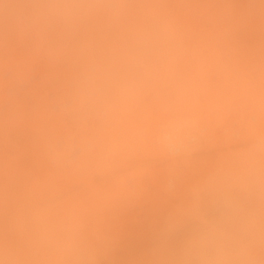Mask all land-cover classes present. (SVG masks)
I'll return each mask as SVG.
<instances>
[{
  "label": "bare ground",
  "instance_id": "obj_1",
  "mask_svg": "<svg viewBox=\"0 0 264 264\" xmlns=\"http://www.w3.org/2000/svg\"><path fill=\"white\" fill-rule=\"evenodd\" d=\"M6 1V0H5ZM8 2H9V0H7ZM33 2H34V0H32ZM31 1V2H32ZM49 1V0H48ZM55 1V0H54ZM61 1V0H60ZM71 1V0H70ZM73 2V4H74V0H72ZM94 1V0H93ZM93 1H92V3H93ZM112 1V0H111ZM114 1V0H113ZM134 1H136V0H134ZM139 1V0H138ZM147 1V0H146ZM151 1V0H150ZM153 1H155V0H153ZM169 1V0H168ZM182 1V0H181ZM194 2H192V6H190L188 9L189 10H186V12L188 13V14H185V15H187V16H185L184 15V12L182 13L180 10H181V8L179 7L180 5H182V3H179V1H178V3L177 4H179L178 6H175L174 4H170V5H173V6H175V8L176 9H178L180 12H178L176 9H174V8H170L169 7V9H171L170 11L173 13V9L174 10H176L177 11V13H176V15L175 16H173V18H174V20H175V17L176 18H178L177 16V14H179V13H181V14H183L184 16H182V15H180V16H182V17H180L183 21H182V23H181V26L177 23V25L180 27V29L179 28H177V32L176 31H174L175 32V35H174V32H173V34L171 33V35H170V32L169 31H171L168 27V25H171V22H172V20H171V18L169 19L171 22H169L168 23V21H165V23H168V24H165V25H162L161 26V24H164V20L162 21V20H160V18L159 19H157V21L159 20V21H162L161 22V24L160 23H158V22H155V21H153V22H155V23H157V24H154V23H151V24H153L154 25V27L152 26V25H149L150 23L148 22L149 20H148V18H150V17H148L149 16V14L147 15V17L148 18H146L145 17V19H147L148 21H146V22H144L143 20H142V15L140 16V18H141V20L139 21L138 19H139V17L137 16H135V15H137V14H141V13H137V14H134V11H133V13H132V15H130V16H128V18H127V16L126 15H128L129 14V12H128V14H126L125 15V11H124V14L122 15V17H123V19L125 18V20L126 21H124V20H122V18L120 19V20H122L121 22L119 21V22H114L115 21V19H113V18H110V19H112V21H111V23L112 22H114V23H116L114 26H113V24L114 23H112L111 25H110V19L108 18V16H107V18H105V19H108V20H106L105 21V23L106 22H108V23H106V28H107V30L111 33V31L112 32H114V31H116V29L113 31V27L115 28H117L119 25V27L117 28V33H115L114 32V34H116V35H114L113 33L112 34H110L109 32H107V30L106 31H104V29H105V27H104V25H102L103 27V33H101V32H99V31H96L95 30V33L92 31V30H94L93 28L91 29V31L93 32V34L96 36V33L97 32H99L98 34H100V36H101V34H102V37H101V40L99 39V35L97 34V36L98 37H92L93 36V34H91L90 35V33L88 32V35H86V33H85V35H86V37L85 38H83V39H78V40H80V41H73V40H71L70 42H68V41H66L67 39H71L72 37V34H73V38H75L74 37V34L76 35V33H74L75 31H76V29L78 28L77 27V25H78V22H77V25L75 26V25H73L72 26V23H71V26H72V28H74L75 29V31H73V33L70 35L69 33H68V31L67 32H63V30L61 31V32H63V34L62 35H65L66 33H68L70 36H67L68 34H66V37L65 36H63V37H65L66 38V42L64 41H62V42H60V44H56L55 43V46H53L52 44H50V42H49V44H50V46L51 47H49V44H48V46L47 45H45V46H47V47H49L50 49H46V50H44V51H47L46 53H48V55H49V58L50 57H52L51 59H54V60H56L57 61V59L58 60H63V63L65 62V61H67V57H69L70 58V60H71V62H73L72 61V59L75 61V60H77L78 59V61L79 62H81V61H84V62H86V65L88 66L87 68H90V66H92L93 65V67L96 69V72L95 73H97V72H103V70H105V68H104V66H103V64H104V61H102V59L104 60V58L105 59H107V60H105V64H108L109 63V65H112V67L113 66H115V67H117L118 66V69H120V72H122L123 71V74L122 75H124L125 74V76H123L124 78L123 79H125L124 81H123V83H125L126 81V84H128V82L131 80V81H133V79H128V78H125L126 77V75H128V76H131V78H132V76H134L133 74H135V72H140V73H137V74H140V75H142L143 73L144 74H146L147 73V75L146 76H148L149 74L148 73H151V72H153L154 70L155 71H157L156 73L157 74H161V76H160V79H161V84H163V83H166V81L167 80H169L170 82H169V85H167V83H168V81H167V83H166V85L167 86H172L171 88H174L175 86L177 87H175V90H176V92L178 93V91H177V89L179 88V89H181L182 91L183 90H187V91H184V93L185 94H183V92L181 93L180 91V93H178V95H177V93L176 92H168L167 91V93H172V94H168V96H167V93L165 94V92L163 91V90H165L164 88H165V86H164V88H163V90H160V91H162V93L160 92V91H157V92H154V96L151 94V93H149V92H147L146 91V88L144 89L148 94H150V95H146V96H144L145 95V93L143 94V96H141V98H139L138 96H140V94H139V91H137L139 88H142V87H137L138 89H136V87H133V86H130V87H123L124 85H123V83H121V85H122V88L123 89H121V86H118V89H119V91H117V94H115L116 95V97H117V99H119L120 98V96H122L123 94L122 93H124V88L125 89H130L132 92H130L131 93V96H132V93H133V91H135L134 93H133V95H134V97L132 96L131 98H130V96H129V101L131 102L132 100V98L134 99L133 100V102L135 101H137L136 102V105L137 104H139V106H140V104L141 103H143V104H145L146 106H144L143 104H141V106L143 105L144 107H138V108H140L138 111H140L141 112V110H144V111H146V108H147V110L148 111H150L151 112V110H153L154 108L156 109V107H158L159 106V108H157V110L158 111H161V108L162 107H165L164 106V104L166 105H168L169 103L170 104H172V105H174V106H177V107H174V106H172L173 107V109L175 110V112H177L176 114L177 115H172L171 114V117H169L170 115H167L166 117H164V121L163 120H161V119H163L162 117H161V115H160V112H159V115H160V124H162L163 125V127H161V125L159 126V130H158V127H156L155 126V128H157L156 130H158L159 131V133L160 134H158V137L160 138V142L162 143V145H163V147H160V149H161V151L160 152H164V151H166L167 153H168V151L170 152L171 151V153H172V151H173V153L174 152H177L178 150V153H180V151H181V153L183 154L184 153V155L185 156H187V157H189V154H193V152L194 153H196V150L198 151V148L200 149V147H198V148H196V150H193V147L195 148V146H197V142H202V141H204L206 144H210V142L206 139H204L203 140V137L204 138H208V137H213L214 138V140H217L216 138L218 137V139H220L221 141H222V139L221 138H223V139H225V135L226 134H224V133H226L225 131H224V129H218L219 127H217L216 126V124H219V126H220V128L222 127V124H221V122H222V120L224 121H231V120H233V119H235V120H233L232 121V123H234V125L233 126H235L236 124H239V128H238V126H237V128H236V130L238 129L239 131V133L238 134H240V137H242V138H244V139H250V138H252V140H254L256 137H257V139L255 140L256 141V143L257 144H253L252 145V143L254 142H252V141H249V143L251 142V145H249L248 147L247 146H245V148H239L238 150H237V152L235 151V150H233V151H235V152H231V153H233V155H231V156H233V157H228L227 158V160H223L222 158L223 157H227V155L226 156H221L220 157V159H221V161H220V159L219 158H214L213 157V159H212V156H210V158L212 159H210L209 157H208V155L206 156L207 157V159L205 160L204 158H206L205 157V154H204V158H202V159H199V162L197 163V162H194V159H193V161H192V159H190V160H188V158H186L184 155V157L185 158H183V159H187V161H186V163H185V165H186V171H188L187 169H189V171H188V174L189 173H191L190 172V170L192 169V168H194L195 169V171L196 170H198L199 172H198V174L201 172L202 173V171L203 172H205L204 174H206V176H203V175H201V173H200V175H199V178L197 177V179L196 180H194L195 178H196V176H194L193 174L195 173L194 171H192V176H194L193 177V180H192V176L191 177H189L190 179H189V181L188 180H186V179H181L180 178V180H182V181H180V180H178L179 179V177L180 176H182V174H184L183 173V171L184 170H182V173L180 174V176H178L177 174V177H178V179H177V177H174V176H172V178L174 179V178H176V182L174 181V185L176 184V189L178 190L179 188L180 189H183V188H188V190H190L191 189V187L193 186L192 184L194 183L195 184V182L197 181V183L195 184V185H199L200 184V182L201 181H203V180H201V178L203 179V177H204V181L205 180H207V178H208V174H209V170H208V173H206V171H207V169H209V167H211V169H212V166H209V167H207L208 165H209V163L211 164V162L213 161V166L214 167H216V165H217V168L219 167V165L218 164H220V162L223 164L225 161H226V166L225 165H223V167H222V165H221V167L222 168H229L228 167V164L230 165H232L233 166V164H235L233 167L235 168H233L234 169V171L235 172H233V169H231L232 170V172L234 173V175L233 174H230V173H232V172H230L229 174H224V175H222L221 174V172L222 171H224V169H220V170H218V172L217 173H219V174H221V176H222V179H225L226 177H230L231 175H233V180L234 181H232V178L230 179V181H231V183L230 184H232V182H234L235 184H236V182H239V184H244L245 182H247V185H248V182H249V187H246L245 189H246V191L248 192V189L247 188H250V191L248 192V195L250 196V193H251V190H252V194L254 193V189L252 188V187H255L256 185V189H258V190H260L259 188L261 187V190H260V192H259V194L257 195V194H254V197H250L249 198V196H248V198L247 197H245L243 200L244 201H242V203H241V200L239 201L238 199H237V195L235 196V197H233L232 199L234 200V198L237 200V202H233L232 204H231V200H227L228 202H230V206H228L227 208L228 209H224L225 211H223V214L220 216V217H222V218H219L220 220H219V224H221V225H219V224H216V222H215V224H213L214 226H217L215 229H213V226H211V224L210 223H208L209 225H207L206 223H205V225L203 226V227H200L199 229H196V226H195V228L193 227H191L190 228V230H188L187 229V232H185V234H180L181 236H178V237H175L176 239H173L172 237L169 239V236H168V238L165 236L164 237V233L162 232V234H163V236H161L162 234L161 233H159L161 230H160V228H162V227H164V226H166V225H168V227H166V228H168L169 229V224H170V221L173 219V218H171V216L170 215H168V214H166V210L165 209H167V208H164V210L166 211H163V210H161V208L163 209V207L161 206V203H160V200H159V203H160V206H161V208L158 210L159 212H160V210H161V213H158V211L154 214V212H152L151 213V215L148 213V215H150L148 218H146V219H144V223H142V221H141V223H139V224H137V222H136V224L134 223H129V220H128V214H125L124 216H123V212H119L120 213V215L118 214V216L117 215H115V216H111V217H106L105 215H102L101 216V214L99 215V214H92V213H89V212H84V211H82L79 207V205H78V200H79V191L80 190H78V193H77V191H75V189L73 190L72 189V187H74L75 186V184L77 183V181L75 182H73L74 184V186H72L71 188H69V186H71V182L70 181H72L71 180V178L73 177L71 174H66L65 172L64 173H62L63 171H58V173H57V170L55 171H52L54 168H52V170H51V167H50V169H49V171H48V167L46 166L45 167V165L44 164H42L41 163V161L44 163L45 162V159H43L44 157L45 158H47V157H49V155L50 156H52L51 158H49V159H51V160H55V162L56 161H58L60 158H61V154H63V151H65L64 150V148H59L60 150H58V148L57 149H55L54 150V152L52 153V154H50L49 153V155L48 154H46V153H44V151L43 152H41V151H39L40 149L39 148H33V146H36V145H38V144H40V143H42V141H41V138L40 137H38L44 130H42L43 128L45 129L46 128V126H44V125H46V124H44V122H47V120H49L51 117H53L54 115H53V111H55V110H53V111H51L52 113H50V114H52V115H48L49 114V110L47 109V108H45V107H42V106H39V104H38V106L39 107H41V109L40 110H38L39 109V107L38 108H36L37 109V112H35L36 110L34 109V111L33 110H30V111H32V113H34L33 114V117L32 116H29V115H32V113H30V111H27L28 109H31V108H29V106L28 107H26V108H28V109H26L25 110V117L27 116V114H29L27 117H29V124L31 123V122H33L34 121V115H40V117H38V119H37V115H36V119H35V123H33L34 125H32V123L30 124L31 125V127L32 126H34V127H36V130H39V131H37V135H35V136H32L33 134H34V132H33V134L31 135V137H29V139L28 140H25L24 141V143L26 142L27 144H28V146H27V144H25L27 147H29L30 148V151L32 150L31 149V147L30 146H32V148H33V150L36 152V155L34 156V155H32L33 153H29L30 155L27 157L26 156V158H28L27 159V161L28 162H30V160L32 161L31 163H33V165H35L36 164V167L35 166H33V167H35L36 169H34V171L32 172V171H30L29 172V170H27V169H24V167L22 168V167H20L21 165H19V163H18V165L19 166H17V165H13V161H12V164H10L9 165V167L8 168H5L4 167V169L2 170H0V264H264V141H263V139H264V77H262L263 79H260L261 78V74L264 72V67H262L261 66V68L263 69V72L261 73V70H260V75L258 74V73H256V74H258L257 76H259V79L260 80H258V82L257 81H255V82H257V83H255V84H252V83H245V84H241V82L239 81V80H237L236 82H232V80H231V78H230V80H231V83L233 84V86H232V90H228L227 88H224V86L222 85V82L224 83L225 81L224 80H226V75L227 74H225V72H224V74H225V79H223V74L221 75V78H222V82H221V78H219V81L217 80V82H216V80H215V84H214V86L215 87H212V90H210V92L209 91H207L208 93H206L205 94V92H203V91H205V90H208L207 88H210V87H207V81L209 80V76H208V80L206 79H204L205 78V76H204V78H202V79H204L201 83H203L204 81V84L206 85H203V84H201L200 82H198L199 83V85H198V83H196V87L195 88H197V89H200V87H201V89H202V91L200 92V90H197V89H195L196 91H197V93H196V91H195V93H192L191 91H193L194 92V90H193V88H194V86H192V83H193V77L195 78L196 77V75H197V73H199L200 74V76H203V73L205 72V70H204V68L207 66V64L209 63H207L206 62V58L208 57V56H211V54L212 53H215V51H217V52H220V53H224V51L222 52V50H220V51H218L219 49H220V47L218 48V50H217V45L218 44H221V43H219V41L220 40H222L221 39V37L223 36V33H224V31H227V33H230V34H237V32H238V30L240 29V30H242V27H243V25L245 24H248V25H251V24H249V23H253L254 21H255V24L253 25V26H260V27H257V29L259 30V28H260V30H261V27L262 28H264V9H262V7H261V10H263V12L262 13H259L258 14V17H257V14H256V12H261V11H259V8H260V0H259V3L256 1V2H253V1H251L252 3V6H257V4H259L256 8L257 9H255L256 10V12L254 13V11L252 12V13H254L253 15H255V16H253L252 14V16H250L251 17V19L253 20V18H255V20L253 21V22H251V20H250V22H248L249 20H247V21H245V23H243L244 21H242L243 19H245L243 16H241L242 14H241V12L243 11H245L244 9H242V6H240L241 8L240 9H242L241 10V12H239L236 16V18H238V17H243V19H239L238 18V20L240 21V23H238L237 24V28H238V30L235 28L236 27V24H235V22L237 21V20H232L234 17H231V15H230V17L232 18H230L231 20L229 21V19H223V17L220 15V13H224V10H225V7H226V5H225V3H223V2H225L224 0H222V2L220 1V0H218V1H220L219 3L217 2V0H216V4L218 5V6H220L221 7V9L219 10L218 9V6H216V4H214V3H209V2H212L213 0H208V4H206V1L207 0H193ZM230 1V0H229ZM235 1V0H234ZM233 0L230 2V3H235V4H233V5H238L241 1H237V2H234ZM244 1V0H243ZM261 1H264V0H261ZM12 2V1H11ZM27 2H29V0H27ZM27 2H25L26 4H27ZM39 2H41V1H39ZM63 2H64V0H63ZM118 2H119V0H118ZM142 2V1H141ZM156 2V1H155ZM154 2V3H155ZM169 2H171V1H169ZM173 2V1H172ZM176 2V1H175ZM184 2V1H183ZM38 3V2H37ZM49 3L51 4V2L49 1ZM52 3H54V2H52ZM91 3V2H90ZM90 3H88V5H90ZM132 3H133V1H132ZM223 3V4H222ZM227 3V2H226ZM229 3V2H228ZM236 3H238V4H236ZM243 3V2H242ZM247 3V2H246ZM249 3H250V1H249ZM255 3H257L256 5H254ZM262 3H264V2H261V4ZM20 5H21V3H19ZM31 4V3H30ZM48 4V3H47ZM50 4H48L49 6H51ZM56 4V3H55ZM85 4V3H84ZM119 4V3H118ZM139 5V4H137V2H135L134 3V6H136V5ZM148 4V3H147ZM176 4V3H175ZM183 4H186L185 2L183 3ZM188 4V3H187ZM185 5L186 7L185 8H187L188 7V5H190L191 4V2H190V4H188V5ZM205 4V5H204ZM214 4V5H213ZM221 4H222V6H221ZM251 4L250 5H248V4H246V5H248V7L250 6L252 9H253V7L251 6ZM23 5V4H22ZM21 5V6H22ZM39 5V4H38ZM37 5V6H38ZM41 5V4H40ZM43 5H45V4H43ZM43 5H41V6H43ZM57 5V4H56ZM93 5V4H92ZM98 5H99V3H98ZM149 5V4H148ZM154 5H156V7H157V5L158 4H154ZM170 5H168V6H170ZM207 5H209V7L207 6ZM212 5V6H211ZM232 5V6H233ZM243 6H245L244 5V3L242 4ZM10 6H12V4L10 5ZM20 6V7H21ZM28 6V5H27ZM40 6V7H41ZM55 6V5H54ZM91 6V5H90ZM121 5H119V7H120ZM130 6H132V5H130ZM145 6H147V5H145ZM172 6V7H173ZM214 6V7H213ZM229 6V5H228ZM231 6V7H232ZM1 7V6H0ZM48 7V6H47ZM46 7V8H47ZM68 7V6H67ZM67 7H66V9H67ZM71 7V6H70ZM82 7H83V4H82ZM89 7V6H88ZM97 7V6H96ZM150 7V6H149ZM153 8H155L154 6H152ZM177 7H179V8H177ZM182 7V6H181ZM211 7L213 8V9H211ZM219 7V8H220ZM235 6H233L232 8H231V10H229V11H233L232 9H234V10H236L235 8H234ZM247 7V6H246ZM6 8V7H5ZM25 8V7H24ZM36 8V7H35ZM34 8V9H35ZM44 8V7H43ZM53 8V7H52ZM58 8H61V9H63L61 6H59ZM58 8H55V9H58ZM65 8V7H64ZM81 8V7H80ZM100 8H104V7H100ZM133 8V7H132ZM136 8H137V6H136ZM153 8L152 9H150L151 11L153 10ZM230 8V7H229ZM236 8H237V6H236ZM255 8V7H254ZM40 9V8H39ZM54 9V10H55ZM69 9V8H68ZM91 9V7H89V9L87 10V11H89ZM122 9V8H121ZM139 9V8H138ZM141 9H142V7H141ZM157 9V8H156ZM161 9H163V8H161ZM165 9V8H164ZM167 9H168V7H167ZM222 9H224L223 11H221ZM246 9H248V8H246ZM250 9V8H249ZM4 10V9H3ZM50 11V9H47V11ZM69 10H71V9H69ZM73 10V9H72ZM75 10H77V9H75ZM92 10H93V8H92ZM91 10V11H92ZM97 10V9H96ZM99 10V9H98ZM98 10H97V12H98ZM107 10V9H106ZM109 10V9H108ZM118 10V9H117ZM133 10V9H132ZM135 10H137V9H135ZM148 10V9H147ZM160 10V9H159ZM183 10H185L184 9V7H183ZM251 10V9H250ZM17 11V10H16ZM23 11H24V9H23ZM38 11H41V10H38ZM43 11H45L44 9L42 10V12ZM53 10L51 9V11L50 12H52ZM61 11V10H60ZM68 11V10H67ZM79 11V10H78ZM78 11L76 12V14H78ZM80 11H81V9H80ZM80 11H79V13H80ZM82 11H85V10H82ZM87 11H85V13L87 12ZM90 11V12H91ZM94 11V10H93ZM103 11V10H102ZM104 11H105V9H104ZM103 11V12H104ZM110 11H111V9H110ZM110 11H108V12H110ZM142 11V10H141ZM157 10H155V12H156ZM163 11V10H162ZM161 11V12H162ZM165 11V10H164ZM204 11L205 12H207V14H205L204 13ZM238 11H239V5H238ZM247 11V10H246ZM252 11V10H251ZM53 12H55V11H53ZM63 12H65V10H63ZM90 12H87L88 14L90 13ZM102 12V13H103ZM118 11H116V13H117ZM120 12H121V10H120ZM147 12V11H146ZM148 12H150L149 10H148ZM185 12V13H186ZM228 12V11H227ZM226 12V13H227ZM236 13H237V11H235ZM242 12V13H243ZM1 13H3V11L1 10ZM23 13V12H22ZM41 13V12H40ZM39 13V14H40ZM58 14H59V12H57ZM66 13V12H65ZM74 13H75V11H74ZM82 13V12H81ZM95 13V12H94ZM94 13H92V15H95ZM119 13V12H118ZM123 13V12H122ZM144 13V12H143ZM142 13V14H143ZM153 13V12H152ZM151 13V14H152ZM157 13V12H156ZM171 13V14H172ZM251 13V12H250ZM7 14V16H8V13H6ZM18 14V13H17ZM38 14V15H39ZM49 14V13H48ZM73 13H71L70 15H72ZM107 14V13H106ZM112 14H113V10H112ZM111 14V15H112ZM120 14V13H119ZM145 14V13H144ZM159 14H160V12H159ZM161 14H164V13H161ZM166 14V13H165ZM173 14H175V11H174V13ZM172 14V15H173ZM196 14H198V15H203V17L205 16V20H203V22L202 23H200V20L197 22V20H196V18L198 17ZM231 14H233V12L231 13ZM239 14H241V15H239ZM244 14H245V12H244ZM243 14V15H244ZM20 15V14H19ZM38 15H37V18H38ZM50 15V14H49ZM56 15V17H58L57 16V14H55ZM75 15V14H74ZM98 15V14H97ZM111 15H109L110 17H111ZM114 15V14H113ZM112 15V16H113ZM115 15H117L118 16V14H115ZM121 15V14H120ZM157 15V14H156ZM166 15H168V14H166ZM171 15V16H172ZM228 15V14H227ZM233 15H235V14H233ZM2 16V15H1ZM5 16V15H4ZM47 16V15H46ZM45 16V17H46ZM53 16H54V14H53ZM53 16H52V14H51V17L53 18ZM62 16H64V15H62ZM65 16H66V14H65ZM105 16V15H104ZM125 16V17H124ZM132 16H135L136 18H135V20H134V17L132 18ZM144 16V15H143ZM153 16H155V14H153ZM197 16V17H196ZM43 17V16H42ZM44 17V18H45ZM49 17L50 16H48V19H49ZM99 17V16H98ZM98 17L96 18L97 20L96 21H99L98 20ZM103 17V16H102ZM106 17V16H105ZM120 17V16H119ZM130 17V18H129ZM156 17V16H155ZM157 17H159V16H157ZM156 17V18H157ZM169 17H170V14H169ZM196 17V18H195ZM249 17V16H248ZM249 17V18H250ZM9 18H11V17H9ZM39 18H40V15H39ZM59 18H62V17H60L59 16ZM67 18V17H66ZM93 18H95V17H93ZM114 18H116V16L114 17ZM118 18V17H117ZM155 18V19H156ZM165 18V17H164ZM167 18V17H166ZM179 18V19H180ZM201 18V16L198 18V19H200ZM249 18H246V19H249ZM5 19H6V17H5ZM47 19V20H48ZM58 19V18H57ZM64 19V18H63ZM92 19V18H91ZM102 19V18H101ZM136 19L139 21V22H141V21H143V22H141V24L140 23H138V21H136ZM161 19H163V18H161ZM179 19L178 20H175L176 22L178 21L179 22ZM202 19V18H201ZM235 19V18H234ZM245 19V20H246ZM22 20V19H21ZM26 20V19H25ZM39 20V19H38ZM37 19H36V21H38ZM41 20H42V18H41ZM47 20L45 21V23H48L47 22ZM52 20V19H51ZM56 20V19H55ZM60 19H58V21H59ZM62 20V19H61ZM67 20V19H66ZM114 20V21H113ZM154 20V19H153ZM19 21V20H18ZM40 21V20H39ZM50 21V20H49ZM53 21H54V19H53ZM53 21H51V23L52 24H54L53 23ZM90 21H92L93 22V20H90ZM96 21H94V22H96ZM116 21H118V19L116 20ZM124 21V22H123ZM242 21V22H241ZM3 22H4V20H3ZM20 22H23V21H20ZM63 22H65V21H63ZM72 22H75V21H72ZM83 22H84V20H83ZM89 22V21H88ZM88 22H87V20H86V22H84V24L85 23H87L86 25L88 26L89 24H88ZM152 22V21H151ZM181 22V21H180ZM238 22V21H237ZM9 23V22H8ZM7 23V24H8ZM25 23H26V21H25ZM37 23H41V22H36L35 24L37 25ZM44 23V22H43ZM42 23V24H43ZM44 23V24H45ZM50 23V22H49ZM58 23V22H57ZM61 23V26H62V22H60ZM101 23H102V21L100 22V24H99V26L101 27ZM103 23H104V20H103ZM102 23V24H103ZM120 23V24H119ZM142 23L145 25V26H142ZM146 23V24H145ZM11 24V23H10ZM9 24V25H10ZM21 24H23L24 25V23H21ZM33 24V23H32ZM31 24V25H32ZM34 24V25H35ZM56 24V23H55ZM66 24V23H65ZM67 24H68V22H67ZM66 24V25H67ZM74 24V23H73ZM80 24V23H79ZM82 25H83V23H81ZM90 24H91V22H90ZM94 24V23H93ZM97 24V25H98ZM117 24H118V26H117ZM160 24V26H156V25H159ZM175 24V26H176V23H174ZM5 25V24H4ZM14 25V24H13ZM22 25V26H23ZM28 25V24H27ZM34 25L32 26V27H34ZM41 25V24H40ZM49 24H47V26H48ZM58 25H59V23H58ZM82 25H80L81 26V28H82ZM92 25V24H91ZM90 25V26H91ZM96 25V24H95ZM95 25H92V27L93 26H95ZM96 25V26H97ZM108 25V26H107ZM146 25L147 26H150L151 28L149 29V27H146ZM173 25V24H172ZM171 25V26H172ZM244 25V27L246 28V26ZM42 26V25H41ZM50 26V25H49ZM48 26V27H49ZM52 26H55V25H52ZM52 26L50 27V28H52ZM69 26V25H68ZM68 26H66V28L68 29ZM70 26V27H71ZM80 26H79V29H80ZM110 26H112V28L110 27ZM164 26H166L167 28H162V27H164ZM174 26V27H175ZM177 26V27H178ZM242 26V27H241ZM12 27V26H11ZM15 27V26H14ZM13 27V28H14ZM31 27V26H30ZM44 27H46V25H44ZM43 26H42V28H44ZM48 27H46V30H47V28ZM57 27V26H56ZM62 27H64L65 28V26L63 25ZM76 27V28H75ZM84 28L86 27V26H83ZM108 27H109V29H108ZM156 27H157V29H156ZM233 27V30H231V28ZM241 27V28H240ZM256 27H254L255 29H256ZM36 28H37V26H36ZM40 28V27H39ZM49 28V29H50ZM63 28V29H64ZM71 28V29H72ZM84 28H82V29H80L79 30V32H87V31H85L84 30ZM154 29V31H153V29ZM173 28V27H172ZM176 28V27H175ZM247 28H249V27H247ZM250 28H251V26H250ZM11 29V28H10ZM60 29V26H59V28H58V30ZM88 29H90L89 27H88ZM87 29V30H88ZM120 29V30H119ZM157 31H156V30ZM167 29H169L167 32H165ZM174 29V28H173ZM234 29H236L235 30V32H234ZM253 30V29H251V31L253 30L254 31V33H252V34H255V35H252L251 36V34H249L250 32H246V33H248L249 35H250V37L252 38V39H250L249 37V39H250V44L248 45V42H246L245 41V39L246 38H244V36L242 37V38H239V40H237L238 39V37H240V36H238L237 38H235L234 36H236V35H230L229 36V34H227L226 33V36H225V38L223 39V40H225V41H223L224 43L227 41L228 42V46L230 45V47H228V51H229V54H230V52H231V55H232V57H231V59H230V61L232 60V58L233 59H239V57L241 56L242 57V55H245L246 57H247V55H251L250 53H253L252 51H253V49L255 50V48L256 47H258V49H259V52H260V54L262 53V56L259 54V56L260 57H263L264 58V34L263 35H261L260 34V32H262V31H258V30ZM31 30V29H30ZM39 30V29H38ZM38 30H36V32L38 31ZM44 30V29H43ZM54 30H55V28H54ZM57 30V31H58ZM69 30V29H68ZM82 30V31H81ZM97 30H98V28H97ZM101 30V29H100ZM118 30H119V36H118ZM179 30V31H178ZM228 30H230V31H228ZM243 30H245L246 31V29H244L243 28ZM4 31V30H3ZM10 31V30H9ZM13 31H15V29L14 30H12V32ZM17 31V30H16ZM22 31V30H21ZM21 31H18V32H20V33H22ZM29 31V30H28ZM53 31V30H52ZM60 31V30H59ZM64 31H65V29H64ZM89 31V30H88ZM232 31V32H231ZM245 31L243 32L244 33V35H245ZM249 31H250V29H249ZM11 32V31H10ZM11 32V33H12ZM32 32V31H31ZM36 32H34V34L36 33ZM41 32V31H40ZM44 33H45V30L43 31ZM46 32H48V30L46 31ZM54 32H56V31H54ZM78 32V33H79ZM153 32H158V33H156V36H155V33H153ZM256 32V33H255ZM259 32V33H258ZM8 33V32H7ZM6 33V34H7ZM26 33V32H25ZM29 33V32H28ZM28 33H26V35L28 34ZM42 33V32H41ZM49 33H53V32H50L49 31ZM60 33V32H59ZM105 33V34H104ZM160 33V34H159ZM165 33H167V34H165ZM169 33V34H168ZM259 35H258V34ZM0 34H1V32H0ZM9 34V33H8ZM13 35L14 34H17L16 32L14 33H12ZM33 34V33H32ZM39 34V33H38ZM37 34V35H38ZM46 34V33H45ZM45 34H44V36H45ZM54 35H52V36H56L55 35V33H53ZM107 34H108V40H112L113 38H114V41H108V43H107ZM160 35V37H158L157 35ZM161 34H165V35H167V38L165 37V35H163V38H162V36H161ZM248 34H247V36H248ZM257 34V35H256ZM10 35V34H9ZM30 35V34H29ZM36 35V36H37ZM40 35V34H39ZM42 35V34H41ZM41 35L40 36H38V38L39 37H41ZM49 34H47L46 36H48ZM60 35H61V33H60ZM62 35L60 36V37H62ZM80 35V34H79ZM78 35V36H79ZM105 35V36H104ZM112 36V38H110L109 36ZM169 35V36H168ZM172 35H173V38H174V40H173V42H172V39L173 38H170V37H172ZM238 35V34H237ZM25 36V35H24ZM58 36H59V34H58ZM91 36V37H90ZM104 36V37H103ZM116 36H117V38H116ZM154 36L155 37H157L156 39L154 38ZM177 37V39H176V37ZM232 36V37H231ZM242 36V35H241ZM253 36H255V38L253 37ZM257 36V37H256ZM11 37V36H10ZM19 37V36H18ZM26 37V36H25ZM29 37V36H28ZM30 37H32V36H30ZM51 37V36H50ZM71 37V38H70ZM79 37H82V35L81 36H79ZM106 37V38H105ZM120 37V38H119ZM231 37V38H230ZM235 38L236 39V41H235V39L233 40L232 38ZM16 38V37H15ZM42 38L44 39H41V40H43L44 42H40L39 40L40 39H38V42L39 43H35V41H36V38H32V39H35V41H33V43H35V44H37V45H39L40 43V47L41 48H43L44 49V47H43V44L42 43H45V37H43L42 36ZM47 38V37H46ZM58 38V37H57ZM102 38H103V40L104 39H106V40H104L106 43H104L103 42V40H102ZM116 38V39H115ZM163 39V42H162V40L161 39ZM164 38L166 39V41L164 40ZM8 39V38H7ZM48 40H49V38H47ZM46 39V40H47ZM59 39V38H58ZM118 39V40H117ZM158 39H159V41H158ZM169 39V40H168ZM171 39V40H170ZM12 40V39H11ZM15 40V39H14ZM24 40V39H23ZM75 40V39H74ZM115 40H117V41H115ZM154 40H155V42H154ZM233 40V41H232ZM28 42L30 41V40H27ZM26 41V42H27ZM56 40L54 39V42H55ZM72 41L74 42V43H72ZM100 41H101V43H100ZM168 41H170V42H168ZM175 41V42H174ZM31 42V41H30ZM51 42H53V41H51ZM102 42H103V45H102ZM110 42H113L112 44H110ZM114 42H116L118 45H115L114 44ZM172 42V43H171ZM7 43V42H6ZM8 43H11V42H9L8 41ZM68 43H70V44H68ZM152 43H154L153 45H152ZM157 43V44H156ZM160 43V44H159ZM167 43H170V44H167ZM224 43H223V45H224ZM159 44V45H158ZM5 45V44H4ZM11 45V44H10ZM26 45V44H25ZM29 45V44H28ZM30 45H32V44H30ZM57 45V46H56ZM114 45V46H113ZM161 45V46H160ZM168 45V46H167ZM173 45V46H172ZM227 45V44H226ZM225 45V46H226ZM2 46V45H1ZM153 46H155V48L153 47ZM158 46V47H157ZM175 46V47H174ZM219 46V45H218ZM221 46V45H220ZM225 46H223V47H225ZM249 46V48L247 49V47ZM28 47V46H27ZM26 47V48H27ZM30 47V46H29ZM32 47L34 48L35 46H33L32 45ZM53 47V48H52ZM157 47V48H156ZM227 47H225V48H227ZM9 48V47H8ZM7 48V49H8ZM31 48V47H30ZM30 48H28L29 50V53L28 54H30V55H33V54H36L35 52H37L38 53V48L39 47H36L37 48V50H36V48L35 49H32V52H30ZM224 48V49H225ZM232 48V49H231ZM7 49H5V50H7ZM23 49H25V48H23ZM42 49V50H43ZM258 49H257V51H258ZM12 50V49H11ZM27 50V49H26ZM226 50V49H225ZM3 51V50H2ZM25 51V50H24ZM28 51H25V53L26 52H28ZM44 51H41V50H39V53L41 52H43V54H44ZM228 51L226 52V53H228ZM9 52H11V51H9ZM23 52V51H22ZM34 52V53H33ZM33 53V54H32ZM258 54V52H255V56ZM4 54H5V52H4ZM23 55H24V53H22ZM42 54V55H43ZM247 54V55H246ZM6 55H8V53L6 54ZM38 55H40V54H38ZM104 55H106V56H104ZM177 55H178V57H177ZM179 55H181L182 57H179ZM214 56L216 55V54H213ZM218 55V54H217ZM221 56H222V54H220ZM14 56H15V54H14ZM25 56H28V55H25ZM25 56H24V59H25ZM33 56H36V55H33ZM32 56V57H33ZM45 56V55H44ZM46 56H47V54H46ZM103 56H104V58H103ZM176 56V59L178 58V60L176 61L175 60V58H173V57H175ZM213 56V57H214ZM219 56V55H218ZM218 56H216V57H218ZM220 56V57H221ZM225 57L227 56V55H224ZM230 56V55H229ZM244 56V57H245ZM253 56V55H252ZM6 57V56H5ZM9 57V56H8ZM30 57V56H29ZM48 57V56H47ZM46 57V58H47ZM61 57H64V59L63 58H61ZM65 57H66V59H65ZM146 57V59H144V61H143V58H145ZM147 57H155L157 60H156V62H157V67H158V65L160 64V63H162V61H163V63H162V65H160V67H158V69L157 68H155L154 69V67H156V65L154 64H152V62H151V60H149L150 61V63H149V61H145V60H148L147 59ZM159 57H161V58H159L160 59V63L158 62L159 61V59L158 58ZM202 57V58H201ZM238 57V58H237ZM241 57H240V59H241ZM244 57H242V58H244ZM2 57H0V59H1ZM12 58V57H11ZM23 58V57H22ZM28 58V57H27ZM40 58H41V55H40ZM42 58H44V57H42ZM59 58H61V59H59ZM110 58V62H109V59ZM181 58H183V59H181ZM187 58V59H186ZM199 58H201V60H199ZM209 58V57H208ZM211 58L212 57H210L209 59L211 60ZM222 58V57H221ZM220 58V59H221ZM6 59V58H5ZM10 59V58H9ZM188 60V61H186V63H185V60ZM195 59H197V60H195ZM202 59H204L203 61H202ZM206 59V60H205ZM208 59V60H209ZM218 60H220L219 59V57L217 58ZM217 59H215L214 61H217ZM240 59L238 60V61H240ZM250 59H251V57H250ZM12 60V59H11ZM28 60H30V59H28ZM33 60V59H32ZM42 60V59H41ZM44 60H45V58H44ZM65 60V61H64ZM81 60V61H80ZM154 60V59H153ZM172 60H175V61H172ZM184 60V61H183ZM209 60V61H210ZM242 60V59H241ZM244 60V59H243ZM256 60H258V59H256ZM264 60V59H263ZM3 60L1 59V62H2ZM14 61V60H13ZM21 61L23 62V60L21 59ZM21 61H19L18 62V60H17V62H18V64L21 62ZM49 61V60H48ZM52 61V60H51ZM107 61H108V63H107ZM138 61H140V62H138ZM142 61V62H141ZM179 61V62H178ZM181 61V62H180ZM194 61V62H193ZM196 61V62H195ZM221 61V60H220ZM219 61V62H220ZM225 61V60H224ZM259 61V60H258ZM262 61V60H261ZM6 62V61H5ZM5 62H4V66H5ZM16 62V63H17ZM21 62V65H23V66H19V65H17L15 68H16V71H14V67L12 66V69H13V71L14 72H16L17 74L18 73H20V72H22V71H24V70H26V68H27V66L29 65H24L25 64V61L22 63ZM41 62V61H40ZM47 62V61H46ZM62 62V61H61ZM60 61L57 63V64H59V63H61ZM68 62V61H67ZM84 62H82V64L84 63ZM103 62V63H102ZM155 61H154V63H156ZM169 62H170V66L171 67H169ZM172 62H173V65H172ZM177 62V63H176ZM183 62V63H182ZM188 62H189V64H188ZM199 62H201V63H199ZM203 62L205 63V64H203ZM234 62H236V61H234ZM241 62V61H240ZM244 62H245V60H244ZM244 62L242 63V64H244ZM256 62V61H255ZM255 62H253V63H255ZM263 62V61H262ZM10 63L12 64V65H14L13 64V62L12 61H10ZM27 63V62H26ZM29 63V62H28ZM39 63V62H38ZM38 63H36V64H38ZM44 63V62H43ZM66 63V62H65ZM110 63H112V64H110ZM177 64V65H174V64ZM179 63V64H178ZM191 63V64H190ZM199 63V64H198ZM212 63H214V65H217L216 64V62H212ZM221 63H222V61H221ZM223 63H230V62H223ZM232 63V62H231ZM237 63V62H236ZM247 62H245V65H246V67H247V64H246ZM8 64V66H9V69L11 68L10 67V65H9V62L7 63ZM34 64V63H33ZM68 64V63H67ZM66 64V65H67ZM76 64V63H75ZM82 64H80V66L82 67L83 65ZM115 64V65H114ZM200 64L202 65V66H200ZM235 64V63H234ZM256 64V65H255ZM254 65L255 66H260L259 64H257V63H255ZM2 65V64H1ZM31 65V64H30ZM44 65V64H43ZM62 65V64H61ZM69 65V64H68ZM85 65V66H86ZM117 65V66H116ZM182 65H183V67H182ZM188 65V66H187ZM192 65V67H190ZM211 65H213V64H210V66ZM213 65V66H214ZM218 65H219V63H218ZM218 65H217V67H218ZM253 65V64H252ZM252 65H250V66H252ZM25 66V67H24ZM33 66V65H32ZM31 66V67H32ZM36 66V65H35ZM49 66V65H48ZM56 66V65H55ZM60 66V65H59ZM77 66V65H76ZM120 66V67H119ZM153 66V67H152ZM172 66L175 68H172ZM177 66H178V68H177ZM198 66V67H197ZM205 66V67H204ZM209 66V65H208ZM213 66L212 67H209V70L210 69H212L213 68ZM237 66H240V63H238V65L236 64V69H237ZM242 66V65H241ZM240 66V67H241ZM263 66H264V64H263ZM17 67H19L18 69H17ZM21 67H22V69H21ZM44 67V66H43ZM52 67V66H51ZM62 67V66H61ZM112 67H110L109 66V70L112 68ZM114 67V68H115ZM181 67L183 68L182 70H181ZM187 67V68H186ZM195 67V68H194ZM216 67V68H217ZM222 66H220V68H221ZM249 67V66H248ZM60 68V67H59ZM86 67H83V69H85ZM93 68V69H94ZM170 68V69H169ZM171 68H172V70H171ZM185 68H186V70H185ZM192 68H194V69H196L197 71H199V72H197V73H193V71L191 70ZM199 68H200V70H199ZM215 68V69H216ZM235 68V67H234ZM252 68H253V66H252ZM2 68L0 67V71L2 72V70H4V69H2ZM20 69H21V71H20ZM37 69V68H36ZM53 69H55V68H53ZM73 69V68H72ZM82 69V68H81ZM90 69H92V68H90ZM161 69V70H160ZM169 69V70H168ZM178 69H180V70H178ZM188 69H190L191 71H192V73L193 74H195L194 76H192V74H191V72H190V76H189V74H187L186 72L188 71V73H189V71L190 70H188ZM203 69V70H202ZM208 69V68H207ZM214 69V70H215ZM218 69H219V67H218ZM217 69V71H219ZM221 69H223V68H221ZM220 69V72L219 73H221V72H223L222 70ZM240 68H238V70H239ZM247 69V68H246ZM28 70H30V69H28ZM50 70V69H49ZM76 70H77V68H76ZM108 70V71H109ZM159 70L160 71H162V72H159ZM170 70H171V72H170ZM223 70H225V69H223ZM227 70H230V69H227ZM232 70H234V69H232ZM238 70H236V71H238ZM257 70H259L258 68H257ZM17 71H19V72H17ZM39 71H40V69H39ZM46 71V70H45ZM44 71V72H45ZM47 71H48V69H47ZM56 71V70H55ZM63 73H67V72H69L70 70H69V68L68 69H66L65 68V70L63 69V70H61ZM87 71V70H86ZM85 71V72H86ZM89 71V70H88ZM113 71V70H112ZM163 71H166V72H163ZM173 71L175 72L174 74H173ZM180 71H182L181 72V75L182 76H184L183 78L185 79V75L187 74V76H189L192 80H191V82H190V80H188L191 84H188V83H186L187 84V86L185 87V88H183L182 89V86H180L181 85V83H182V81H184V79H182V80H179V78L181 77L182 78V76H180V73H178V72H180ZM186 71V72H185ZM202 71V72H201ZM213 71V70H212ZM216 71V72H217ZM242 71H243V67H242ZM241 71V72H242ZM245 71V70H244ZM243 71V72H244ZM253 71V70H252ZM255 71V70H254ZM84 72V73H85ZM89 72H91V71H89ZM101 72H100V74H101ZM186 74H185V73ZM227 72V71H226ZM240 72V71H239ZM240 72V73H241ZM245 72H247V71H245ZM10 73V72H9ZM30 73V72H29ZM36 73V72H35ZM42 73H43V71H42ZM49 73V72H48ZM63 73H62V75H63ZM82 73V72H81ZM93 72H91V74H92ZM105 73V72H104ZM168 74V76H170L169 78H167L168 76H167V74ZM213 73H214V71H213ZM232 73H234L233 71L231 72V74ZM238 73V72H237ZM250 75L251 74H253V73H251V70H250ZM2 74H3V72H2ZM12 74V73H11ZM21 74V73H20ZM23 74V73H22ZM27 74V73H26ZM40 74V73H39ZM45 74H47L46 72H45ZM53 74V73H52ZM74 74V73H73ZM79 74V73H78ZM77 74V75H78ZM100 74H99V76H100ZM118 74V73H117ZM151 74H154V73H151ZM185 74V75H184ZM209 74H210V72H209ZM212 74V73H211ZM216 74H218V72L216 73ZM215 74V75H216ZM228 74H229V71H228ZM248 73H246V75H247ZM14 76H15V74H13ZM61 75V74H60ZM64 75H66V74H64ZM63 75V76H64ZM67 75H68V73H67ZM66 75V78L68 77ZM75 75V74H74ZM73 75V76H74ZM81 75V74H80ZM87 75H89V73H87ZM105 75V74H104ZM164 77H163V76ZM208 75V74H207ZM237 75V74H236ZM245 75V76H246ZM263 75V74H262ZM1 76V75H0ZM11 76V75H10ZM21 76V75H20ZM48 76H49V74H48ZM51 76V75H50ZM49 76V77H50ZM63 76H61V77H63ZM70 76V75H69ZM71 76H72V74H71ZM95 76V75H94ZM109 76V75H108ZM127 76V77H128ZM136 77H137V75H135ZM134 76V77H135ZM146 76H144V77H146ZM152 76V75H151ZM154 76V75H153ZM157 76V75H156ZM155 76V77H156ZM175 76H176V79H175ZM180 76V77H179ZM192 76V77H191ZM198 76V75H197ZM213 76V74L211 75V77ZM219 76V75H218ZM229 76V75H228ZM231 76V75H230ZM19 77V76H18ZM23 77V76H22ZM26 77V76H25ZM36 77V76H35ZM34 77V78H35ZM48 77V78H49ZM52 77V76H51ZM75 77V76H74ZM78 77V76H77ZM80 77V76H79ZM88 77V76H87ZM111 77V76H110ZM110 77H108V78H110ZM121 77V76H120ZM140 77V76H139ZM142 77H143V75H142ZM154 77V79H156ZM177 77H179V78H177ZM232 77V76H231ZM234 77H235V74H234ZM233 77V78H234ZM240 77V76H239ZM239 77H235L236 79H238ZM244 77V76H243ZM247 77V76H246ZM12 78V77H11ZM17 78V77H16ZM21 78V77H20ZM33 78V77H32ZM43 78V77H42ZM113 78V77H112ZM118 78V77H117ZM116 78V79H117ZM159 78V77H158ZM158 78H157V81H158ZM165 78V79H164ZM228 78V77H227ZM0 79H2V78H0ZM8 79V78H7ZM24 79V78H23ZM40 79H41V77H40ZM44 79H45V75H44ZM47 79V78H46ZM45 79V81H47ZM52 79V78H51ZM56 79V78H55ZM54 79V80H55ZM74 80L72 81V82H74L76 79L75 78H73ZM90 79V78H89ZM96 79V78H95ZM119 79V78H118ZM129 81H128V80ZM145 79V78H144ZM167 79V80H166ZM172 79V80H171ZM187 79H189L188 77H187ZM187 79H185V81H187ZM199 79V78H198ZM212 78H210V80H211ZM216 79V78H215ZM217 79H218V77H217ZM249 79V78H248ZM248 79H244L245 81L246 80H248ZM253 79H254V76H253ZM29 79H27V81H28ZM34 80V79H33ZM43 80V79H42ZM42 80H40L39 82H41ZM63 80V79H62ZM79 80V79H78ZM82 80H83V78H82ZM82 80H81V83H82ZM105 80V79H104ZM114 80V79H113ZM122 80V79H121ZM120 79L119 80H117V81H115V83H117L118 81H120V82H122ZM135 80V79H134ZM137 80V79H136ZM139 80H143L142 78L141 79H139ZM177 80V83L175 82V81ZM234 80V79H233ZM257 80V79H256ZM0 81H2V80H0ZM6 81V80H5ZM19 81H20V79H19ZM30 81V80H29ZM59 81V80H58ZM58 81H56V82H58ZM65 81H69V79H66ZM80 81V80H79ZM100 81V80H99ZM106 81V80H105ZM109 81V80H108ZM107 81V82H108ZM112 81V80H111ZM175 83H174V82ZM180 81V82H179ZM195 81H197V80H195ZM194 81V82H195ZM199 81H201V79L199 80ZM212 81H214V77H213V79H212ZM240 83H239V82ZM249 81V80H248ZM252 81V80H251ZM250 81V82H251ZM11 82V81H10ZM16 82V81H15ZM21 82V81H20ZM19 82V83H20ZM33 82H35V81H33ZM33 82H32V84H33ZM48 82V81H47ZM64 82V81H63ZM62 82V83H63ZM71 82V81H70ZM78 82V81H77ZM76 82V83H77ZM86 82H88V81H86ZM112 82H114V81H112ZM155 82V86H156V88L158 87V85L156 84V80L154 81ZM30 83V82H29ZM49 83H50V81H49ZM52 83V82H51ZM50 83V84H51ZM75 83V82H74ZM90 83H92V82H90ZM95 83V82H94ZM104 83V82H103ZM109 83H111V82H109ZM131 83V82H130ZM130 83H129V85H130ZM158 83V82H157ZM171 83V84H170ZM180 83V84H179ZM207 83V84H206ZM226 83H228V81L226 82ZM13 84H14V82H13ZM25 84V83H24ZM28 84V83H27ZM37 84H38V82H37ZM37 84H35V85H37ZM73 84V83H72ZM102 84V83H101ZM107 84V83H106ZM113 84V83H112ZM179 85V87H178V85ZM184 85H185V83H183ZM202 86H201V85ZM230 84V83H229ZM10 85V84H9ZM12 85V84H11ZM30 85V84H29ZM28 85V86H29ZM40 85V84H39ZM42 85V84H41ZM45 86H46V83L44 84ZM59 85H61L60 83H59ZM67 85V84H66ZM75 85V84H74ZM108 85H110V84H108ZM163 85H165V84H163ZM162 85V86H163ZM190 87H189V86ZM212 85V84H211ZM220 85H221V89H223V93L221 92V91H219L220 90ZM7 86V85H6ZM18 86V85H17ZM20 86V85H19ZM33 86H34V84H33ZM48 86V85H47ZM55 86V85H54ZM67 86H69V84L67 85ZM67 86H65V87H67ZM73 86V85H72ZM77 86V85H76ZM105 86H107V85H105ZM111 86V85H110ZM125 86H128V85H125ZM162 86H160V87H162ZM174 86V87H173ZM200 86V87H199ZM218 88H217V87ZM8 87V86H7ZM23 87V86H22ZM31 86H29V87H27L28 89L30 88ZM49 87H50V85H49ZM49 87H47V88H49ZM59 87V86H58ZM62 87V86H61ZM71 87V86H70ZM70 87H69V89H70ZM75 87V86H74ZM85 87V86H84ZM87 87V86H86ZM92 87H93V85H92ZM143 87H145V86H143ZM154 87V86H153ZM193 87V88H192ZM207 87V88H206ZM6 88V87H5ZM21 88V87H20ZM38 88H39V86H38ZM60 88V87H59ZM116 88V87H115ZM155 88V90L154 91H156L157 89ZM166 88H168V87H166ZM187 88V89H186ZM191 88V89H190ZM205 88V89H204ZM213 88L215 89V90H213ZM11 89H13V88H11ZM33 89V88H32ZM34 89H35V87H34ZM33 89V90H34ZM63 89V88H62ZM91 89V88H90ZM117 89V90H118ZM133 89V90H132ZM143 89V88H142ZM189 89H190V91H189ZM226 89V90H225ZM19 90V89H18ZM40 90H41V86H40ZM43 90H44V88H43ZM66 90V89H65ZM72 90V89H71ZM76 90V89H75ZM82 90V89H81ZM109 90V89H108ZM120 90H122V92H120ZM151 90V89H150ZM149 89H148V91H150ZM159 90V89H158ZM168 90V89H167ZM171 90V89H170ZM169 90V91H170ZM173 90V89H172ZM21 91V90H20ZM27 91V90H26ZM39 91V90H38ZM58 91V90H57ZM66 91H68V90H66ZM80 91V90H79ZM94 91V90H93ZM126 91V90H125ZM189 91V92H188ZM228 91V92H227ZM39 92H41V91H39ZM43 92V91H42ZM55 92V91H54ZM63 92V91H62ZM77 92V91H76ZM115 92V91H114ZM138 92V95H136L135 93H137ZM141 92V91H140ZM151 92H153V91H151ZM164 92V93H163ZM203 92V93H202ZM221 92V93H220ZM21 93H22V91H21ZM24 93V92H23ZM37 93V95L39 94L38 92H36ZM67 93V92H66ZM66 93L64 94V93H62V95L64 94V95H66ZM69 93H70V91H69ZM69 93H68V95H69ZM75 93V92H74ZM79 93V92H78ZM110 93V92H109ZM119 93V94H118ZM128 93V91L127 92H125L124 94L126 95V97L124 96V98H127V96L128 95H130L129 93ZM157 93V94H156ZM159 93V94H158ZM175 93V94H174ZM200 93V94H199ZM27 94H29V92L27 93ZM42 94V93H41ZM101 94V93H100ZM113 94V95H114ZM120 94H122V95H120ZM185 96L186 94V96H185V98L187 97V99H186V102H188V103H184V102H182V100H183V95ZM193 94L195 95V96H193ZM197 94H198V96H197ZM202 94V95H201ZM222 94V95H221ZM228 94V95H227ZM64 95H63V97H64ZM68 95H66V96H68ZM77 95V94H76ZM160 95H163V96H160ZM165 95H166V97H165ZM172 95H174V96H172ZM181 95V96H180ZM224 95V96H223ZM14 96H15V94H14ZM18 96V95H17ZM26 96V95H25ZM31 96V95H30ZM71 96V95H70ZM99 95H97V97H98ZM109 96H110V94H109ZM148 96V97H147ZM202 96V97H201ZM227 96V97H226ZM236 96H239V100H237V101H235L234 100V98L236 99ZM240 96L241 97H243V98H240ZM19 97H21V96H19ZM24 97V96H23ZM32 97V96H31ZM100 97H106L105 95L104 96H100ZM146 97V98H145ZM150 97V98H149ZM165 97V98H164ZM167 97H169V100H168V98ZM191 98V100H190V98ZM195 97V98H194ZM196 97L198 98V99H196ZM200 97V98H199ZM222 97H224V98H222ZM40 98V97H39ZM72 98V97H71ZM107 99H108V101H109V98H108V96L106 97ZM104 99L103 98V100H104V103H105V100H107V99ZM114 98V97H113ZM122 98L123 97H121L118 101H115V103H117V105H118V107L121 105H123L120 109H119V111H121L120 113H119V111H118V113L115 115V116H118V117H115L114 116V112H109V114L110 115H108V116H111V115H113L114 117H112V119H114V122H113V120H110L111 122H109V125H111L112 123V125H116V128H118V127H120L121 125H122V127L120 128V129H118V131H120L119 133H118V131H117V129L114 127V126H112V127H114L115 129H116V131H114L113 132V130L111 131L112 132V135H111V132H108V135H110V136H112L113 138H115V137H117V139L116 140H118V136L119 137H123V136H125L126 134L128 135H130V132L132 133V129L134 130V127L136 126V125H138L139 126V122L138 123H136L137 122V120H139L140 118H141V116L140 115H142L143 116V118L145 117V118H147L148 116H149V118H150V116L152 117V116H154L155 114H157V110H156V112H155V109H154V111L152 112V114L153 115H150V114H146V113H149V112H138V113H136L137 111H135V113L136 114H138V115H136L134 112V116H135V118H134V116H133V113L131 112L132 110H130V112L129 111H127L126 109H125V106L126 107H128L127 105H129L130 104V102H128V99H124V101H123V104H122ZM143 98H145V100L143 99ZM147 98H148V100H147ZM171 98V99H170ZM182 98V100L180 101V99ZM192 98H194V99H196L195 101L194 100H192ZM16 99V98H15ZM25 99V98H24ZM43 99V101L40 99V101H42V103L44 102V100H45V98H42ZM47 99V98H46ZM60 99V98H59ZM111 99V98H110ZM138 99H141V100H144V102L143 101H141V100H138ZM160 99V100H159ZM162 99H165V100H167L168 102H166L165 100H164V102H162ZM227 99H228V101H227ZM17 100H19V98H17ZM48 100V99H47ZM73 100H75L74 98H73ZM101 101H102V99H100ZM112 100V99H111ZM147 100V101H146ZM158 100V101H157ZM188 100V101H187ZM189 100H190V102H189ZM242 100H244L243 102H242ZM28 101V100H27ZM56 101H59V100H57L56 99ZM63 101V100H62ZM125 101H127V102H125ZM157 101V102H156ZM161 101V102H160ZM183 101H185V99L183 100ZM238 101H240V102H238ZM15 102V101H14ZM23 102V101H22ZM25 102V101H24ZM31 102V101H30ZM48 103H49V101H47ZM109 102H111V101H109ZM118 102H120V103H118ZM146 102V103H145ZM225 102H226V104H225ZM235 102V103H234ZM26 103V102H25ZM25 103L23 104H19L20 105V107L22 108V106H23V110L25 109ZM29 103V102H28ZM28 103H27V105H28ZM36 103V102H35ZM46 103V102H45ZM103 103V102H102ZM112 103V102H111ZM114 103V102H113ZM114 103V104H115ZM129 103V104H128ZM132 103V102H131ZM155 103V104H154ZM162 103H164L163 105H161V107H160V104H162ZM185 104V106L183 107V105ZM238 103V104H237ZM33 104V103H32ZM50 104V103H49ZM71 104H73V103H71ZM75 104H76V102H75ZM133 104V103H132ZM157 104H158V106H157ZM223 105V107H222V105ZM235 106H234V105ZM18 104H17V106H19ZM22 105V106H21ZM31 105V104H30ZM107 105V104H106ZM105 105V106H106ZM112 104H109L108 103V106L110 107ZM131 105V104H130ZM129 105V107H133L132 105L130 106ZM167 105H166V107H167ZM216 105V107L217 108H219V110L221 109V111H218L217 113H215L213 110V106H215ZM220 105V106H219ZM228 105H231V108H232V111L229 113V112H227L228 111V109H226L227 108V106ZM238 105V106H237ZM14 106V105H13ZM12 106V107H13ZM34 106H36V105H34ZM65 106H67V105H64V107ZM77 106V105H76ZM138 106V105H137ZM155 106V107H154ZM187 106H191V108L192 109H190L189 111H186L185 110V108L187 107ZM225 106V107H224ZM63 107V108H64ZM72 107H73V105H72ZM109 107H106V108H109ZM113 107V106H112ZM115 107H116V104H115ZM129 107H128V109H129ZM169 107V106H168ZM182 108L179 112L178 111H176L177 109H179V108ZM238 108L237 109V111H236V109L235 108ZM15 108H18V107H16L15 106ZM33 108V107H32ZM44 108H45V110H44ZM49 108H51V107H49ZM122 108H124L126 111H124V113H123V109ZM135 108V107H134ZM145 108V109H144ZM176 108V109H175ZM216 108V109H217ZM242 108V109H241ZM244 108V109H243ZM11 109V108H10ZM13 109V108H12ZM11 109V110H12ZM19 109V108H18ZM71 109V108H70ZM77 109V108H76ZM110 110H111V108H109ZM118 109V108H117ZM122 109V110H121ZM186 109H188V107L186 108ZM7 110H9V109H7ZM16 110V109H15ZM21 109H19V110H17V112H19ZM46 110H47V112H48V116L46 115ZM59 110V109H58ZM57 110V111H58ZM64 110V109H63ZM66 110H67V108H66ZM72 110V109H71ZM102 110V109H101ZM114 110V109H113ZM112 110V111H113ZM135 110H137V109H135ZM172 110V109H171ZM227 110V111H226ZM40 111V112H39ZM105 111V110H104ZM107 112H108V109L106 110ZM173 111V110H172ZM14 112V111H13ZM23 112V111H22ZM21 112V119L23 120L25 117H23L22 116V113ZM62 112V111H61ZM61 112H60V115H61ZM107 112H105V114L107 113ZM125 112H126V114H125ZM162 112H163V110H162ZM20 113V112H19ZM59 113V112H58ZM65 113V112H64ZM128 113V114H127ZM129 113L131 114V115H129ZM145 113V114H144ZM164 113V112H163ZM169 113V112H168ZM66 114V113H65ZM68 114V113H67ZM108 114V113H107ZM123 114H125V115H123ZM174 114V113H173ZM3 115V114H2ZM2 115H1V117H2ZM5 115V114H4ZM56 115V114H55ZM126 115H128V116H126ZM158 115V114H157ZM230 115H231V117L233 118V119H231L230 118ZM49 116H50V118H49ZM57 116V115H56ZM66 116V115H65ZM131 116H133V117H131ZM137 116H139L140 118H138ZM164 116H165V114H164ZM236 116V117H235ZM5 117V116H4ZM13 117H15L16 118V116H13ZM18 117V116H17ZM20 117V116H19ZM64 117V116H63ZM129 117V118H128ZM131 117V118H130ZM227 117V119L229 118L230 120H226L225 118ZM235 117V118H234ZM31 118V119H30ZM33 118V119H32ZM54 119H55V117H53ZM66 118V117H65ZM133 118V119H132ZM142 118V119H143ZM154 118H156V116H154ZM2 119H4V118H1L0 120H2ZM20 119V118H19ZM43 119H44V121H43ZM54 119H52V120H54ZM57 119V118H56ZM61 119V118H60ZM118 119V120H117ZM36 120H39L38 121V123L40 124V120L42 121L41 123H42V126H41V124H40V126L41 127H38V123L36 122ZM51 120V121H52ZM116 120V121H115ZM135 120V121H134ZM159 120V119H158ZM3 121V120H2ZM105 121H107L106 119H105ZM104 121V122H105ZM118 121V122H117ZM140 121V120H139ZM152 121V120H151ZM151 121H150V123H151ZM163 121V122H162ZM221 121V122H220ZM1 122V121H0ZM17 122H20V121H17ZM134 124H136L135 126H133V123ZM149 122V121H148ZM202 122H204V124L205 125H207L208 124V127L207 126H205V130L204 129H200V128H202V124H200V123H202ZM218 122H220V123H218ZM235 122H238V123H236L235 124ZM4 123L6 124V120H4ZM4 123H2L1 122V124L0 125H2V126H4ZM7 123H8V120H7ZM11 125H13V123H11V121L9 122ZM21 123H23L22 121H21ZM94 123V122H93ZM111 123V124H110ZM120 123V126L118 125ZM142 123V122H141ZM146 123V122H145ZM144 123V124H145ZM154 123V122H153ZM164 123V124H163ZM17 124V123H16ZM26 124V123H25ZM47 124H48V126H50L49 124H51V122L49 121V123L47 122ZM108 124V123H107ZM107 124H105V126L107 125ZM143 124V125H144ZM149 123H147V125H148ZM8 125V124H7ZM11 125H8L7 126V128L8 127H11ZM22 125V124H21ZM37 125V126H36ZM92 125V124H91ZM91 125H90V128H91ZM94 125V124H93ZM109 125H108V127H109ZM151 125H153V124H151ZM154 125H157V123L156 124H154ZM228 122H227V125H226V127H228ZM26 126V125H25ZM104 126V127H105ZM148 126H150V124L148 125ZM196 126H197V128H196ZM204 126V125H203ZM225 126V125H224ZM20 127V126H19ZM24 127V126H23ZM28 128H30L29 126H27ZM52 127H53V125H52ZM55 127V126H54ZM53 127V128H54ZM89 127V126H88ZM98 127V126H97ZM96 127V128H97ZM112 127H111V129H112ZM142 127H144V126H142ZM208 129H210L209 131L207 130V128ZM217 127V128H216ZM12 128V127H11ZM11 128H9V129H11ZM25 128V127H24ZM38 128V129H37ZM50 128V127H49ZM57 128V127H56ZM70 128V127H69ZM72 128V127H71ZM93 128V127H92ZM95 128V130L94 131H96L97 129ZM101 128V127H100ZM99 128V129H100ZM107 128V127H106ZM105 128V129H106ZM155 128H154V130H155ZM160 128H161V131H160ZM199 128V129H198ZM0 129H1V132H3V131H6V133H8L7 132V130H9V129H7L6 130V128L4 129V130H2L3 128H1V126H0ZM19 130H20V132L21 131H23L24 132V130H21L22 129V127H21V129L20 128H18ZM26 129V128H25ZM48 129V128H47ZM73 129V128H72ZM140 129H141V127H140ZM150 129V128H149ZM163 129V130H162ZM228 129V128H227ZM226 129V130H227ZM16 130V129H15ZM19 130H17L18 132H19ZM29 130V129H28ZM32 130V129H31ZM41 130V131H40ZM51 130H52V128H51ZM65 130H67L68 131V129H65ZM70 130V129H69ZM88 130H90V129H88ZM87 130V131H88ZM104 130V129H103ZM106 130H108V129H106ZM136 130H138V129H136ZM143 130V129H142ZM148 130V129H147ZM199 130H200V132H202L201 134H200V132H199ZM204 130V131H203ZM206 130H207V133H206ZM221 130V131H220ZM223 130V131H222ZM236 130H235V132H236ZM9 131H11V130H9ZM26 132H27V130H25ZM30 131V130H29ZM28 131V132H29ZM35 131V130H34ZM55 131V130H54ZM73 131V130H72ZM99 131V130H98ZM97 131V132H98ZM102 131V130H101ZM101 131H99V132H101ZM198 131V132H197ZM219 131H220V133H219ZM14 132V131H13ZM39 132H41V133H39ZM52 133H53V131H51ZM58 132V131H57ZM60 132V131H59ZM104 132V131H103ZM146 132V131H145ZM144 132V133H145ZM157 132V131H156ZM228 132H230V131H228ZM14 133H16V132H14ZM69 133V132H68ZM67 133V135H69ZM92 133V132H91ZM90 133V134H91ZM102 133V132H101ZM116 133H118L117 134V136L115 135ZM134 133V132H133ZM132 133V134H133ZM136 133V132H135ZM139 133L140 132H138V135H139ZM203 133H204V135H203ZM2 134V133H1ZM9 134V133H8ZM12 134V133H11ZM20 134H22V132L21 133H19L18 135H19V137H23L24 135L22 134V136H20ZM43 134H45V132L43 133ZM42 134V136H44ZM47 134H49V132L47 133ZM55 134V133H54ZM71 134V133H70ZM89 134V135H90ZM94 134V133H93ZM98 134V133H97ZM119 134H122V135H119ZM131 134V135H132ZM147 134V133H146ZM219 134L221 135V136H219ZM227 134H229V135H232L231 133H227ZM237 134V135H238ZM5 135H7V134H5ZM4 134H2L1 136H4V137H6V139L5 140H7V136H5ZM15 135H17V134H15ZM26 135L27 134H25V137H26ZM52 135V134H51ZM62 135V137H63V134H61ZM105 135H107V133L105 132ZM145 135V134H144ZM199 135H202L201 136V138H202V140H201V138L199 137ZM223 135H224V137H223ZM12 136V135H11ZM48 136V135H47ZM59 136V135H58ZM72 136V135H71ZM102 136V135H101ZM104 136V135H103ZM115 136V137H114ZM139 136H141V135H139ZM143 136V135H142ZM227 136V135H226ZM239 136V135H238ZM4 137H2V138H4ZM19 137H17V138H19ZM68 137V136H67ZM66 137V138H67ZM85 137V136H84ZM93 137V136H92ZM109 137V136H108ZM127 137H129V136H127ZM134 137V136H133ZM148 137H150V136H148ZM148 137H146V138H148ZM195 137H197L198 139H199V141L197 140V138H195ZM211 137L209 138L210 140H211ZM221 137V138H220ZM231 137H233V136H231ZM262 137V139H260ZM12 138V137H11ZM44 138H46V137H44ZM48 138V137H47ZM50 139L49 140H51V138H52V136L51 137H49ZM78 138V137H77ZM86 138V137H85ZM125 138V137H124ZM123 138V139H124ZM136 138V137H135ZM138 138V137H137ZM254 138V139H253ZM23 139V138H22ZM59 140H60V138H58ZM63 139H65V138H63ZM76 139V138H75ZM87 139V138H86ZM89 139V138H88ZM109 139V138H108ZM112 139V138H111ZM140 139V138H139ZM154 139H156V140H158L159 141V139H157L156 137L154 138ZM193 139H196V140H193ZM231 139V138H230ZM236 139V138H235ZM235 139L233 138V140L235 141ZM260 139V142H258L257 140H259ZM95 140V139H94ZM114 140V142L113 141H111V143L113 142L114 144H116L115 142V139H113ZM120 140V139H119ZM127 140H129V139H127ZM213 139H212V142L214 141ZM262 140V141H261ZM58 141V140H57ZM73 141V140H72ZM83 141V140H82ZM123 141V140H122ZM140 141V140H139ZM143 141V140H142ZM141 141V142H142ZM194 141V142H193ZM196 141V142H195ZM209 142V143H207V142ZM219 140H217V142H218ZM226 141V140H225ZM224 140H223V142H225ZM240 141V140H239ZM239 141H237V142H239ZM18 142H20V139L18 140ZM22 142V141H21ZM40 142V143H39ZM51 142V141H50ZM55 142V141H54ZM69 142H70V140H69ZM80 142H81V140H80ZM85 141H83V143H84ZM88 142V141H87ZM127 142V141H126ZM135 142V141H134ZM133 142V143H134ZM137 142V141H136ZM211 142V143H212ZM216 142V141H215ZM215 142H214V144H215ZM232 142V141H231ZM23 143V142H22ZM22 143H20L21 145V147H18V144H16V146L18 147V151L20 150H22V146H23V144ZM65 143H66V141H65ZM65 143H63V144H65ZM77 144H78V142H76ZM108 143H109V140H108ZM119 143V142H118ZM124 143H125V141H124ZM130 143H131V141H130ZM144 143V142H143ZM76 144V145H77ZM140 144V143H139ZM229 144V143H228ZM227 144V145H228ZM42 145V144H41ZM62 145V144H61ZM66 145H67V143H66ZM70 145V144H69ZM69 145H68V147H69ZM73 145V144H72ZM92 145H94V143L92 144ZM107 145V144H106ZM120 145V144H119ZM122 145V144H121ZM120 145V146H121ZM125 145V144H124ZM143 145V144H142ZM218 145H220V144H218ZM225 145V144H224ZM233 145V144H232ZM237 145H238V143H237ZM248 145V144H247ZM3 145H1V147H2ZM85 146V145H84ZM91 146V145H90ZM108 146V145H107ZM127 145H125V147H126ZM129 146V145H128ZM135 146H136V144H135ZM135 146H134V148H135ZM210 146V145H209ZM226 146V145H225ZM234 146V145H233ZM239 146V145H238ZM16 147V148H17ZM25 147V146H24ZM24 147H23V150H24ZM44 147V146H43ZM51 147V146H50ZM55 147H57V144H56V146ZM92 148H93V146H91ZM95 147H96V145H95ZM151 146H149V148H150ZM156 147V146H155ZM158 147V146H157ZM212 147V146H211ZM222 147V146H221ZM240 147V146H239ZM4 148V147H3ZM21 148V149H20ZM26 148V147H25ZM52 148V147H51ZM66 148V147H65ZM73 148H75V147H73ZM72 148V149H73ZM88 148H90V147H88ZM105 148H106V146H105ZM114 148V147H113ZM121 148H123L124 149V146H122ZM133 147H131L130 149H132ZM134 148H133V151H135L134 150ZM154 148V147H153ZM162 148H163V150H162ZM225 148V151H227L228 149H226V147H224ZM229 148V147H228ZM234 148V147H233ZM1 149V148H0ZM5 149V151H6V147L4 148ZM3 149V150H4ZM46 149H49V148H46ZM52 149H54V148H52ZM61 149H63V151L61 150ZM77 149V148H76ZM98 149V148H97ZM115 149V148H114ZM128 149V148H127ZM236 149V148H235ZM3 150H2V152H3ZM26 150H29V149H26ZM44 150H45V147H44ZM51 150V149H50ZM66 150H67V148H66ZM92 150V149H91ZM107 150V149H106ZM129 150V149H128ZM127 150V151H128ZM204 150V149H203ZM210 150V149H209ZM46 151V150H45ZM74 151V150H73ZM88 151V150H87ZM93 151V150H92ZM94 151H95V149H94ZM107 151H109V150H107ZM116 151V150H115ZM120 151H122L121 149H120ZM131 151V150H130ZM129 151V152H130ZM192 151V152H191ZM205 151V150H204ZM208 151V150H207ZM219 151V150H218ZM223 151H224V149H223ZM230 151H231V149H230ZM40 152V153H39ZM69 152V151H68ZM67 152V153H68ZM82 152V151H81ZM90 152V151H89ZM96 152V151H95ZM119 151H117V153H118ZM124 152H126V150H124ZM201 152V150H199V153ZM64 153H66V152H64ZM123 153V152H122ZM122 153H120V154H122ZM210 153V152H209ZM222 153V152H221ZM226 153V152H225ZM235 153H236V156H235ZM2 154V153H1ZM18 154V153H17ZM22 154V153H21ZM25 154V153H24ZM44 154H45V156H44ZM94 154V153H93ZM109 154V153H108ZM164 154H166V153H164ZM198 154V153H197ZM212 154H213V152H212ZM27 155V154H26ZM33 157H32V156ZM89 156H90V154H88ZM87 155V156H88ZM200 156L202 155V154H199ZM21 156V155H20ZM25 156V155H24ZM23 156V157H24ZM47 156V157H46ZM63 156H64V154H63ZM88 156V157H89ZM91 156H92V153H91ZM173 156H175L176 157V155L174 154ZM1 157H3V156H1ZM17 157V156H16ZM19 157V156H18ZM175 157H172V158H175ZM177 157H178V154H177ZM177 157H176V159H177ZM198 157V156H197ZM203 157V156H202ZM8 158V157H7ZM9 158H10V156H9ZM25 158V157H24ZM63 159H64V157H62ZM66 158H69V157H66ZM209 158V159H208ZM1 159V158H0ZM72 159H74V157L72 158ZM71 159V160H72ZM204 159V160H203ZM217 159V164L215 163V160ZM231 159H234L233 161L231 160ZM2 160V159H1ZM9 161H10V159H8ZM22 160V159H21ZM21 160L19 161L20 162V164H22L21 163ZM44 160V161H43ZM46 160H48V159H46ZM62 160V159H61ZM65 160V159H64ZM70 160V161H71ZM75 160V159H74ZM81 161H83V158L82 159H80ZM89 160H91V159H89ZM92 160H93V157H92ZM92 160H91V162H92ZM174 161H176L175 159H173ZM178 161H179V159H177ZM202 160V161H201ZM209 160H211L209 163H208V165H206V164H203V165H205V166H203L202 165V162H204V163H207ZM219 160V161H218ZM229 160H231L230 161V163L228 162ZM8 161V162H9ZM17 161V160H16ZM27 161H24L23 160V163L24 162H26L27 163ZM195 161H196V159H195ZM201 161V162H200ZM0 162H2V161H0ZM7 162V163H8ZM11 162V161H10ZM9 162V163H10ZM49 162V161H48ZM47 162V163H48ZM51 162V161H50ZM63 162H65V161H63ZM78 162H79V159H78ZM85 162V161H84ZM179 162H181V161H179ZM228 162V163H227ZM233 162V163H232ZM4 163V162H3ZM7 163H5V165L7 164ZM26 163H24V164H26ZM54 163V162H53ZM57 163V162H56ZM80 163V162H79ZM171 163V162H170ZM214 163L216 164V165H214ZM24 164H22V165H24ZM28 164H30V163H28ZM55 164V163H54ZM60 164H62V161H61V163ZM60 164H56V165H60ZM75 164H76V162H75ZM89 164H90V162H89ZM173 164V163H172ZM172 164H170L171 166H172ZM178 164V163H177ZM197 164H201V165H197ZM225 164V163H224ZM2 164H0V166H1ZM48 165V164H47ZM51 165V164H50ZM55 165V166H56ZM65 165V164H64ZM63 165V166H64ZM72 165V164H71ZM79 164H77V166H78ZM90 165H92V163L90 164ZM94 165V164H93ZM92 165V166H93ZM169 165V164H168ZM4 166V165H3ZM25 166V165H24ZM30 166V165H29ZM91 166V167H92ZM179 166V165H178ZM200 166H203V168H201ZM33 167H31L32 169H33ZM43 167L45 168V169H43ZM57 167V166H56ZM66 167V166H65ZM84 167H87V166H84ZM167 167V166H166ZM165 167V168H166ZM204 167H206V168H204ZM221 167H219V168H221ZM28 168V167H27ZM30 168V167H29ZM30 168V169H31ZM64 168V167H63ZM68 168V167H67ZM67 168H66V170H67ZM79 168H81V167H79ZM184 168V167H183ZM191 168V169H190ZM216 168V169H217ZM218 168V169H219ZM226 168V169H227ZM174 169V168H173ZM204 169H206V171H204ZM216 169H215V171H216ZM39 171L40 173H41V175L39 174V173H37L36 171ZM62 170V169H61ZM166 170H167V168H166ZM179 170V169H178ZM213 171H214V169H212ZM71 171V170H70ZM171 172L173 171V170H170ZM212 171V172H213ZM52 172H54L55 174H57V175H55L54 173H52ZM66 172H68V171H66ZM76 172H77V170H76ZM181 172V171H180ZM185 172V171H184ZM226 172V171H225ZM45 173H48V175L46 174L45 175ZM51 173V174H50ZM69 173V172H68ZM73 173H74V171H73ZM168 173V172H167ZM223 173V172H222ZM36 174H38V175H40V177L39 176H36ZM43 174H44V176H43ZM65 174L67 175V178H65L66 180H70L69 182H68V184H70V185H68V184H66V183H64L65 185H67L68 186V189H67V193L69 194V192L70 191H75L74 193H73V191H72V193L71 194H69V195H67L66 194V192L64 191V190H66V189H64V190H62L61 188L62 187H65V186H62L61 187V185H62V183L65 181V179L63 178V177H65ZM173 174H174V172H173ZM203 174V173H202ZM214 174H215V172H214ZM51 175V176H50ZM63 177H62V176ZM78 175V174H77ZM166 175V174H165ZM175 175V176H176ZM191 175V174H190ZM227 175H229V176H227ZM201 176H203V177H201ZM216 176H218V175H216ZM220 176V175H219ZM220 176V177H221ZM223 176H224V178H223ZM61 177L63 178V179H61ZM68 177H71V178H69L68 179ZM201 177V178H200ZM205 177H206V179H205ZM220 177H218V179L220 178ZM44 178V179H43ZM210 178H212V175L210 176ZM217 178V177H216ZM249 180H248V179ZM56 179V180H55ZM62 180V183L61 184H58V185H60L59 187H61V188H59L60 189V191L62 192V194L59 192L58 193V196L56 195V193H55V191H57L56 190V188L58 187H56V184L57 183H60L61 182V180ZM198 179H200L199 181H198ZM213 179H215V177H213ZM212 179V180H213ZM218 179H217V181H218ZM221 179V180H222ZM252 179H253V181H252ZM53 180H55V181H53ZM57 180H59V182L57 181ZM64 180V181H63ZM162 180V179H161ZM164 180H166V178H164ZM163 180V181H164ZM192 180V181H191ZM208 180H209V178H208ZM220 179H219V181H221ZM248 180V181H247ZM188 181V182H187ZM210 181V180H209ZM214 181V180H213ZM218 181V182H219ZM51 182V183H50ZM66 182V181H65ZM160 182V181H159ZM169 182V181H168ZM171 182H173V181H171ZM223 182V181H222ZM252 182H254V184L252 183ZM258 182V184L260 185H258V184H256ZM45 183V184H44ZM47 183V184H46ZM51 184V186L53 185V184H55V185H53L52 187H55V188H52L51 187V189H48V188H45V189H47V191L46 190H44V189H42L43 188V185L45 186V185H47L49 188H50V185L49 184ZM53 183V184H52ZM165 183V182H164ZM167 183V182H166ZM205 182H203L202 184H204ZM216 183V182H215ZM163 184V183H162ZM211 184V183H210ZM213 184V183H212ZM220 184V183H219ZM227 184V183H226ZM235 184H234V187H237L236 189V192L237 191H240V190H242L243 188H239V184L238 185H236L235 186ZM160 185V184H159ZM164 185H166V184H164ZM164 185H162V187L164 186ZM194 185V186H195ZM201 185V184H200ZM199 185V186H200ZM206 185V184H205ZM207 185H209V184H207ZM217 186H218V184H216ZM216 185H213V186H216ZM229 185V184H228ZM67 186L65 187V188H67ZM161 186V185H160ZM170 186V185H169ZM226 186V185H225ZM224 186V187H225ZM233 186V185H232ZM243 186H245V184L243 185ZM250 186H252V187H250ZM259 186V187H258ZM46 187V186H45ZM157 187V186H156ZM161 187V188H162ZM183 187V188H182ZM196 187V186H195ZM207 188H209V186H206ZM211 187V186H210ZM219 187V186H218ZM223 187V188H224ZM240 187H242V186H240ZM165 188H167V186L165 187L164 186V189ZM174 189H175V187H173ZM190 188V189H189ZM196 188H198V186L196 187ZM202 188V187H201ZM214 188V187H213ZM240 190H239V189ZM160 189V188H159ZM203 189V188H202ZM210 189V188H209ZM226 189V188H225ZM234 188L232 187V191L234 192L235 190H233ZM44 190V191H43ZM48 190H50V193L52 194V193H54L56 196H57V199H58V197H59V195H61L62 197H60V199H58L57 201L55 200L54 202H56V203H53L50 199H55V197L53 198V195H52V197H51V194L49 195V194H44V192H46V193H49L48 192ZM51 190H52V192H51ZM55 190V191H54ZM165 190H168L169 191V189H165ZM201 189H199L198 191H200ZM207 190V189H206ZM222 190V189H221ZM176 191V190H175ZM183 191V190H182ZM203 191V190H202ZM223 191V190H222ZM230 191V190H229ZM160 193V192H159ZM162 194H163V192H161ZM160 193V194H161ZM165 193V192H164ZM173 193V192H172ZM177 193V192H176ZM178 193H179V191H178ZM195 193H197V191H195ZM223 193H225V191L223 192ZM230 193H232V192H230ZM238 193V192H237ZM243 193V194H242ZM242 193H240L239 192V194L238 195H241V196H243L244 195V193H245V190L244 191H242ZM46 196V197H43L44 195ZM160 194H159V196H160ZM205 194V193H204ZM235 194V193H234ZM66 195V196H65ZM198 195V194H197ZM225 195H226V193H225ZM228 195H230V194H228ZM256 195V196H255ZM47 196H48V198H47ZM51 198H50V197ZM65 196V197H64ZM168 196V195H167ZM169 196H170V194H169ZM220 196V195H219ZM232 196H233V194H232ZM226 197H227V195H226ZM43 198H45L46 200H44ZM196 198V197H195ZM194 198V199H195ZM201 198V197H200ZM203 198V197H202ZM222 198V197H221ZM224 198H225V196H224ZM227 198H229V197H227ZM231 198V197H230ZM239 198V197H238ZM240 198H243V197H240ZM239 198V199H240ZM219 199H220V197H219ZM44 200V201H43ZM50 202H49V201ZM220 200H223V199H220ZM225 200V199H224ZM45 201H46V203H45ZM181 201H183V200H181ZM195 201V200H194ZM226 201V202H227ZM49 202V203H48ZM188 202V201H187ZM193 202V201H192ZM53 203V204H52ZM194 203V202H193ZM195 203H197V202H195ZM221 203H223V202H221ZM235 203V204H234ZM237 203V204H236ZM163 204H164V202H163ZM180 204V203H179ZM188 204H191V203H188ZM224 204V203H223ZM223 204H221V205H223ZM225 204H227V203H225ZM224 204V205H225ZM180 205H182V204H180ZM195 205V204H194ZM197 205H198V203H197ZM220 205V206H221ZM224 205L223 206H221V208H222V210H223V207H224ZM226 206V205H225ZM184 207V206H183ZM193 206H191V208H192ZM199 207V206H198ZM187 208V207H186ZM188 209H190L189 207H188ZM197 209V208H196ZM220 209V208H219ZM150 211H152V210H150ZM154 211V210H153ZM162 211H163V213H162ZM181 211V210H180ZM179 211V212H180ZM217 212H218V209L216 210ZM181 212H183V211H181ZM190 212V211H189ZM122 213V214H121ZM192 213V212H191ZM160 214H162V215H160ZM164 214V215H163ZM187 214H188V212H187ZM197 214V213H196ZM220 214V213H219ZM122 215V216H121ZM167 215V216H166ZM179 215V214H178ZM182 214H180V216H181ZM200 215V214H199ZM127 216V217H126ZM130 216V215H129ZM132 216V215H131ZM151 216H152V218H153V220H152V218H151ZM156 216V217H155ZM161 216V217H160ZM164 216V217H163ZM180 216H178V217H180ZM203 216V215H202ZM205 216V215H204ZM212 216H213V214H212ZM211 216V217H212ZM181 217H183V215L181 216ZM209 217V216H208ZM132 218H134V217H132ZM161 219L162 220V222L161 221H159L158 219ZM165 218V219H164ZM197 218V217H196ZM203 218H205V217H203ZM45 219V220H44ZM126 219V220H125ZM157 219V221H155ZM130 220H131V218H130ZM163 220H165V221H163ZM166 220L168 221V222H166ZM214 220V219H213ZM110 221H117V223L116 224H113V225H111L110 224ZM181 221V220H180ZM179 221V222H180ZM215 221V220H214ZM213 221V222H214ZM217 221V220H216ZM43 222H44V224H43ZM159 222H161V223H159ZM163 222H166L165 223V225L163 226L162 225V223ZM204 222V221H203ZM158 223V225L156 226V224ZM248 223H249V225H248ZM141 224V225H140ZM160 224V225H159ZM204 224V223H203ZM245 224H246V226H245ZM138 225V226H137ZM162 225V226H161ZM188 225V224H187ZM160 226V227H159ZM180 226V225H179ZM186 226V225H185ZM191 226V225H190ZM194 226V225H193ZM208 226V227H207ZM211 226V227H210ZM219 226H221L220 227V229L218 228ZM159 227V228H158ZM158 228V229H157ZM193 229H196V230H193ZM216 229H218L219 231H216ZM157 230L159 231L158 233H157ZM193 230V231H192ZM163 231V230H162ZM169 231V230H168ZM189 231V232H188ZM166 232H167V230H166ZM161 234V235H160ZM184 235V236H183ZM177 236V235H176Z\"/></svg>",
  "mask_w": 264,
  "mask_h": 264
},
{
  "label": "rangeland",
  "instance_id": "obj_2",
  "mask_svg": "<svg viewBox=\"0 0 264 264\" xmlns=\"http://www.w3.org/2000/svg\"><path fill=\"white\" fill-rule=\"evenodd\" d=\"M12 1V2H11ZM32 0H29V2H27V0H9V2L6 0H0V32H1V34H0V57H2L1 59L3 60L2 62H1V59H0V67L2 68V69H4V70H2V72H3V74H2V72L0 71V78H2V79H0V80H2V81H0V119L1 118H4V119H2V120H0L2 123H4V120H6V124L4 123V126H2V125H0L1 126V128H3L2 130H4L5 128H6V130L7 129H9V128H11V129H9V130H11V131H9V130H7V132L9 133H6V131H3V132H1V129H0V158L2 159H0V161H2V162H0V164H2L1 166H0V170L2 169H4V167L5 168H8L9 167V165L10 164H12V161H13V165H17V166H19V165H21L20 167H24V169H27V170H29V172L30 171H34V169H36L37 167H36V164L35 165H33V163H31L32 161L30 160V162H28L27 161V159L29 158L28 156L31 154V153H33L32 155H36V150L34 151L33 150V148L35 147L36 149L37 148H39L40 150L39 151H41V152H43L44 151V153H46V154H48L49 155V153L50 154H52L53 152H54V150L55 149H57L58 148V150H60L59 148H64V150L65 151H63V149H61L62 151H63V154H64V156H63V154H61V158L58 160V161H56L58 164H60L61 163V161H62V164H60V165H56L57 163L55 162V160L53 159V160H51L52 158V156H50L49 155V157H47V158H43V159H45V162L43 163L42 161H41V163L42 164H46L45 165V167L47 166L48 168V171H49V169H50V167H51V170H52V168H54L52 171H56L57 170V173H58V171H63L62 173H66L67 175L68 174H71L73 177L71 178V177H68V179L69 178H71V180L72 181H70L71 183V186H69V188H71L72 186H74L73 184V182L75 181H77V183L75 184V186L74 187H72V189L74 190L75 189V191H77V193H78V190H80L79 191V200H78V205L80 206L79 208L82 210V211H84V212H89V213H92V214H101V216L102 215H105L106 217H111V216H115V215H117L118 216V214L120 215V213L119 212H123V216L125 215V214H128V220H129V223H135L136 224V222H137V224H139V223H141V221H142V223H144V219H146V218H148L150 215H151V213L152 212H154V214L161 208V206L163 207V209L161 208V210H163V211H165L166 212V214H168V215H170L171 216V218H173L171 221H170V224H169V229L168 228H166V227H168V225H166V226H164L165 225V223L166 222H168L167 220H166V222H163L162 223V225L164 226V227H162V228H160V232L157 230V233L159 232V233H161L162 234V232L164 233V237L166 236L167 238H168V236H169V239L172 237L173 239H176L175 237H178V236H181L182 234H185V232H187V229L188 230H190V228L192 227H194L195 228V226H196V229H199L200 227H203L204 225H205V223L207 224V225H209L208 223H210L211 224V226H213V229H215L217 226H214L213 224H215V222H216V224H219L220 222H219V218H222V217H220L222 214H223V211H225L224 209H228L229 207L228 206H230V202H231V204L233 203V202H237V200L235 199L236 197H237V199L240 201L241 200V203H242V201H244L243 199L245 198V197H247L248 198V192L250 191V188H247L248 189V192L246 191V187H249V185L251 184H249V182H248V185H247V182H245L244 184H245V186H243L244 184H239V182H236V184L234 183V182H232V184H230L231 183V181H230V179L233 177V175H234V173L233 172H235L234 171V165L235 164H233V166L230 164H228V167L229 168H222L223 167V165H227L226 164V161L222 164L221 162H220V164L222 165V167H221V165L220 164H218L219 165V167H221V168H217V159L215 160V163H214V165H216V167H214L213 166V161L211 162V164L209 163L212 159H213V157L214 158H219L220 159V157L221 156H223L224 154V156H226L227 154V157H221L223 160L225 159V160H227V158L228 157H233V156H231V155H233V153H231L233 150H235L236 152H237V150L239 149V148H241L242 146V148H245V146H249V145H251V142L249 143V141H254L253 143H252V145L255 143V144H257L256 143V139H257V137L254 139V140H252V138H250V139H244V138H242V137H240V134H238L239 132V130L237 129L236 130V128H237V126H238V128H239V124H236V123H238V122H235V126H233L234 125V123H232V121L233 120H235V119H233L232 117H231V115H230V118L231 119H233V120H231V121H227L228 122V127H226V125H227V122L224 120H222V122H221V124H222V127L220 128V126H219V124H216V126L217 127H219L218 129H224V131L226 132V133H224V134H226L225 135V139H223V138H221L222 139V141L220 140V139H218V137L216 138L217 140H219L218 142H217V140H214V138L213 137H211V140L209 139L210 137H208V138H204L203 137V140L205 139H207L209 142H210V144H206L204 141H202V142H197V146H195V148L193 147V150H196V148H198V147H200V149L198 148V151L196 150V153H194L193 152V154H189V157H187V156H185L184 155V153L182 154L181 153V151H180V153H178V151L177 152H174L173 153V151H172V153H171V151L169 152L168 151V153L166 152V151H162V152H160L161 151V149H160V147H163V145H162V141L160 142V136L158 137V134H160L159 133V126L161 125V127H163V125L162 124H160L161 122H160V115H161V117L163 118V119H161V120H163L164 121V117H166L167 115H170L169 117H171V114L174 116V115H177L176 113L177 112H175V110L173 109V107L172 106H174V105H172V104H166L167 105V107H166V105L164 104V103H162V104H160V107H161V105H163L164 104V106L165 107H162L161 108V111H158L157 110V108H159V106H158V104H157V106L158 107H156V109H155V112H156V110L158 111L157 112V114H155L154 116H156V118H154V116H150V118H149V116L147 117V118H143V116L142 115H140L141 116V118L139 117V116H137L138 118H140L139 120H137V122L136 123H138L139 122V126L138 125H136V124H134L133 122V126H135L134 127V130L132 129V133L130 132V135L128 134H126L125 136H123V137H119L118 136V140H116L117 139V137H115V138H113L112 136H110V135H108V132H111L112 130H113V132L114 131H116V129H117V131H118V129H120L121 127H122V125L120 126V123L118 124L120 127H118V128H116V125L114 126V125H112L111 123V125L112 126H114V127H112L111 125H109V122H111L110 120H113V122H114V119H112V117H114L117 113H118V111H119V109L123 106H119L118 107V105H117V103H115V101H118L121 97H123L122 98V104H123V101H124V99L126 100V99H128V102H130L129 101V99L133 96L134 97V95H133V93L135 92V91H133V93H132V96H131V93L130 92H132L130 89H125L124 88V93L125 92H127L128 91V93L130 94V95H128L127 96V98H124V96L126 97V95L124 94V93H122V94H120V95H122V96H120V98L119 99H117V97H116V95L115 94H117V91H119V89H118V86H121V89H123L122 88V85H121V83H123V81L125 80V79H123L124 77L123 76H125V74L124 75H122L123 74V71L122 72H120V69H118V66L117 67H115V66H113L112 67V65H109V63H108V61H107V63L108 64H105L106 62H105V60H107V59H105L104 58V56H106V55H104L103 56V58H104V60L102 59V61H104V64H103V66H104V68H105V70H103V72H101V74H100V72H97V73H95L96 72V69L93 67V65L92 66H90V68H92V69H90V68H87L88 66L86 65V62H84V61H81V62H79L78 61V59L77 60H73L72 59V61L73 62H71V60H70V58L69 57H67V61H65L64 63H63V60H58L57 59V61L56 60H54V59H51L52 57H50L49 58V55H48V53H46L47 51H44V50H46L47 48L48 49H50L49 47H51L50 46V44H52L53 46H55V43L58 45V44H60V42H64L65 40H66V34H72L73 33V31H75V29L74 28H72V26L73 25H77V22H78V25H77V29H76V31L74 32V33H76V35L74 34V37L75 38H73V34H72V38L71 39H67L66 41H68V42H70L71 40H73V41H77L78 39H83V38H85L86 37V35H88V32L90 33V35L91 34H93V32L95 33V30L96 31H99V32H101V33H103L104 31H106L107 30V28H106V23H108V22H106L105 23V21L106 20H108V19H105V18H107V16H108V18L110 19V18H113V19H115V21L114 22H121L122 20H124V21H126L125 20V18L123 19V17H122V15L124 14V11H125V15L126 14H128V12H129V14L128 15H126L127 16V18H128V16H130V15H132V13H133V11H134V14H137V13H141V14H137V15H135L136 17L138 16L139 17V21L141 20V18H140V16L142 15V20L144 21V22H146V21H148L150 24L149 25H152L153 27H154V25L153 24H151V23H154V24H157V23H155V22H158V23H160L161 24V22L163 21L164 22V24H161V26L162 25H165V24H168L169 22H171L169 19L171 18V20H172V22H171V25H168L169 27V29L171 30V31H169L170 32V35H171V33L173 34V32L174 31H176L177 32V28H179L180 29V27L177 25V23L181 26V23H182V19L180 18V17H182V16H184L185 14H188L187 12H186V10H189L188 8L190 7V6H192L193 4H192V2H194L193 0H169V1H171V2H169L168 0H155V1H153V0H136V1H134V0H119V2H118V0H74V4L72 3L73 1L71 0H64V2H63V0H49L50 2H51V4L49 3V1L48 0H34V2L32 1ZM39 1H41V2H39ZM92 1H93V3H92ZM132 1H133V3H132ZM142 1V2H141ZM173 1V2H172ZM176 1V2H175ZM178 1H179V3H182V5H180L179 7L181 8V12L183 13L184 12V15L183 14H181V13H179L180 15H182V16H180L179 14H177L178 16V18H176L175 17V20H178L179 18V22L177 21H175L174 20V18H173V16H175L176 15V13H177V11L178 12H180L178 9H176L175 8V6H178L179 4H177L178 3ZM187 4H190V2H191V4L190 5H188V7L187 8H185L186 6V4H183L184 2ZM196 1V0H195ZM199 1V0H198ZM210 1V0H209ZM216 2V0H213L212 2H209L210 4L211 3H214V4H216L215 2ZM221 2H222V0H220ZM220 1H218L217 0V2L219 3ZM225 1V0H224ZM232 0H226L225 2H223V3H225V5H226V7H225V10L224 9H222L221 11H223L224 10V13L222 12V13H220V15L223 17V19H229V21L232 19L231 17H234L232 20H237L236 22H235V24H236V29L238 30V26H237V24L238 23H240V21L238 20V18L239 19H243V17L246 19V18H249L250 16H252L255 12H256V10L255 9H257L259 6V4H257V3H255L254 5H256L257 4V6H252V2L251 1H253V2H258L259 3V0H239V1H241L239 4L238 3H236V4H238L239 5V11H238V5H233V4H235V3H230ZM234 1V0H233ZM238 1V0H237ZM236 0L234 1V2H237ZM249 1H250V3H249ZM25 2H27V4L25 3ZM38 2V3H37ZM52 2H54V3H52ZM91 2V3H90ZM135 2H137V4H139V5H136L137 6V8H136V6H134V3ZM155 2V3H154ZM208 2V0L206 1V4H208L207 3ZM227 2V3H226ZM229 2V3H228ZM244 3V5L245 6H243L242 4ZM247 2V3H246ZM261 2H264V1H261L260 0V8H259V11H261V12H256V14H257V17H258V14L259 13H262L263 12V10H261V7H262V9H264V3H262L261 4ZM19 3H21V5L19 4ZM31 3V4H30ZM50 4L51 6H49L48 4ZM57 5H56V4ZM85 3V4H84ZM88 3H90V5H88ZM98 3H99V5H98ZM119 3V4H118ZM149 5H148V4ZM176 3V4H175ZM217 3V4H218ZM222 3V4H223ZM12 4V6H10ZM39 4V5H38ZM43 5V4H45V5H43V6H41V5ZM82 4H83V7H82ZM93 4V5H92ZM154 4H158L157 5V7H156V5H154ZM170 4H174L175 6H173V5H170ZM213 4V5H214ZM216 4V6H218ZM222 4H221V6H222ZM246 4H248V5H250L251 4V6L253 7V9L249 6L248 7V5H246ZM28 5V6H27ZM38 5V6H37ZM55 5V6H54ZM119 5H121L120 7H119ZM130 5H132V6H130ZM145 5H147V6H145ZM168 5H170V6H168ZM205 5V4H204ZM229 5V6H228ZM235 6L234 8L236 9V10H234V9H232L233 11V14H235V15H233V14H231L232 12L231 11H229V10H231V8L233 7V6ZM21 6V7H20ZM41 6V7H40ZM48 6V7H47ZM59 6H61L63 9H61V8H58ZM68 6V7H67ZM71 6V7H70ZM91 7V9L89 10V11H87L88 9H89V7ZM97 6V7H96ZM150 6V7H149ZM152 6H154L155 8H153ZM173 6V7H172ZM182 6V7H181ZM208 7H209V5H207ZM212 6V5H211ZM232 6V7H231ZM236 6H237V8H236ZM240 6H242V9H244L245 11V14H244V12L242 13L241 12V10L242 9H240L241 7ZM247 6V7H246ZM6 7V8H5ZM25 7V8H24ZM36 7V8H35ZM44 7V8H43ZM47 7V8H46ZM53 7V8H52ZM65 7V8H64ZM66 7H67V9H66ZM81 7V8H80ZM100 7H104V8H100ZM133 7V8H132ZM141 7H142V9H141ZM167 7H168V9H167ZM169 7L172 9V8H174V9H176V10H174L173 9V13H174V11H175V14H173L170 10L171 9H169ZM179 7H177V8H179ZM183 7H184V9L185 10H183ZM214 7V6H213ZM220 6H218V9L220 10L221 9V7L219 8ZM223 7V6H222ZM230 7V8H229ZM255 7V8H254ZM257 7V8H256ZM35 8V9H34ZM40 8V9H39ZM55 8H58V9H55ZM71 9V10H69V9ZM92 8H93V10H92ZM122 8V9H121ZM139 8V9H138ZM153 8V10L151 11L150 9H152ZM157 8V9H156ZM161 8H163V9H161ZM165 8V9H164ZM179 8V9H180ZM246 8H248V9H246ZM252 10H250V9ZM4 9V10H3ZM23 9H24V11H23ZM45 10V11H43L42 12V10ZM47 9H50V11H51V9L53 10V11H55V12H50L49 10L47 11ZM55 9V10H54ZM73 9V10H72ZM75 9H77V10H75ZM80 9H81V11H80ZM98 10V12H97V10ZM104 9H105V11H104ZM107 9V10H106ZM109 9V10H108ZM110 9H111V11H110ZM118 9V10H117ZM133 9V10H132ZM135 9H137V10H135ZM150 11V12H148V10ZM160 9V10H159ZM211 9H213L212 7H211ZM1 10L3 11V13H1ZM17 10V11H16ZM38 10H41V11H38ZM61 10V11H60ZM63 10H65V12H63ZM68 10V11H67ZM80 11V13H79V11ZM82 10H85V11H87V12H90L91 10V12L88 14L87 12L85 13V11H82ZM104 12H103V11ZM112 10H113V14H112ZM120 10H121V12H120ZM124 10V11H123ZM142 10V11H141ZM155 10H157L156 12H155ZM163 10V11H162ZM165 10V11H164ZM247 10V11H246ZM74 11H75V13H74ZM78 11V14H76V12ZM108 11H110V12H108ZM116 11H118L117 13H116ZM128 11V12H127ZM147 11V12H146ZM162 11V12H161ZM228 11V12H227ZM235 11H237V13L235 12ZM254 11V13H252ZM23 12V13H22ZM41 12V13H40ZM57 12H59V14L57 13ZM82 12V13H81ZM95 12V13H94ZM103 12V13H102ZM123 12V13H122ZM137 12V13H136ZM145 14H144V13ZM153 12V13H152ZM159 12H160V14H159ZM186 12V13H185ZM227 12V13H226ZM239 12H241V14H239V15H241V16H243V17H238V18H236L238 15V13ZM251 12V13H250ZM6 13H8V16H7V14ZM18 13V14H17ZM40 13V14H39ZM50 15H49V14ZM71 13H73L72 15H70ZM92 13H94L95 15H92ZM107 13V14H106ZM143 13V14H142ZM152 13V14H151ZM161 13H164V14H161ZM168 14V15H166V14ZM173 15H172V14ZM204 13L205 14H207V12H205L204 11ZM20 14V15H19ZM40 15V18H39V15ZM51 14H52V16H53V14H54V16H53V18L51 17ZM55 14H57V16L58 17H56V15ZM65 14H66V16H65ZM75 14V15H74ZM98 14V15H97ZM113 16H112V15ZM115 14H118V16L117 15H115ZM149 14V16L148 17H150V18H148L147 17V15ZM153 14H155V16L157 17V16H159V17H155V16H153ZM157 14V15H156ZM169 14H170V17H169ZM228 14V15H227ZM244 14V15H243ZM252 14V15H251ZM255 14V15H256ZM2 15V16H1ZM5 15V16H4ZM37 15H38V18H37ZM47 15V16H46ZM62 15H64V16H62ZM106 17H105V16ZM109 15H111V17L109 16ZM144 15V16H143ZM172 15V16H171ZM197 16V18H196V20H197V22L200 20V23H202L203 22V20H205V16L203 17V15L201 14V15H198V14H196ZM230 15H231V17H230ZM237 15V16H236ZM255 15H253V16H255ZM43 16V17H42ZM46 16V17H45ZM48 16H50L49 17V19H48ZM59 16L60 17H62V18H59ZM99 16V17H98ZM103 16V17H102ZM116 16V18H114ZM120 16V17H119ZM135 16H132V18L134 17V20H135ZM185 16H187V15H185ZM201 16V18L200 19H198L199 17ZM249 16V17H248ZM252 16V17H253ZM5 17H6V19H5ZM9 17H11V18H9ZM45 17V18H44ZM67 17V18H66ZM93 17H95V18H93ZM98 17V20L99 21H96L97 18ZM118 17V18H117ZM131 17V16H130ZM129 17V18H130ZM145 17L146 18H148V20L147 19H145ZM165 17V18H164ZM167 17V18H166ZM207 17V16H206ZM41 18H42V20H41ZM60 19L59 21H58V19ZM64 18V19H63ZM92 18V19H91ZM102 18V19H101ZM122 18V20H120ZM156 18V19H155ZM160 18V20H162V21H157V19H159ZM161 18H163V19H161ZM231 18V19H230ZM22 19V20H21ZM26 19V20H25ZM36 19L38 20V21H36ZM48 19V20H47ZM52 19V20H51ZM53 19H54V21H53ZM56 19V20H55ZM62 19V20H61ZM67 19V20H66ZM118 19V21H116ZM154 19V20H153ZM243 19L242 21H244L243 23H245V21H247V20H249L248 22H250V20H251V22H253L254 20H255V18H253V20L251 19V17L249 18V19ZM3 20H4V22H3ZM19 20V21H18ZM47 20V22L48 23H45V21ZM50 20V21H49ZM83 20H84V22H86V20H87V22H88V26L86 25L87 23H85L84 24V22H83ZM90 20H93V22L92 21H90ZM103 20H104V23H103ZM137 19H136V21H138ZM156 20V21H155ZM20 21H23V22H20ZM25 21H26V23H25ZM51 21H53V23L54 24H52L51 23ZM63 21H65V22H63ZM72 21H75V22H72ZM77 21V22H76ZM94 21H96V22H94ZM102 21V23H101V27L99 26V24H100V22ZM109 21V20H108ZM111 21H112V19H110V25L112 24V23H114V22H112L111 23ZM123 21V22H124ZM138 21V23H140L141 24V22H143V21H141V22H139ZM152 21V22H151ZM153 21H155V22H153ZM165 21H168V23H165ZM181 21V22H180ZM241 21V22H242ZM9 22V23H8ZM36 22H41V23H37V25L35 24ZM45 24H44V23ZM50 22V23H49ZM59 23V25H58V23ZM60 22H62L63 24H62V26L64 25L65 26V28L64 27H62L61 26V23ZM67 22H68V24H67ZM72 23V26H71V23ZM90 22H91V24L92 25H97L98 23V25L96 26H93L92 27V25L90 24ZM143 22V23H144ZM8 23V24H7ZM11 23V24H10ZM21 23H24V25L23 24H21ZM33 23V24H32ZM43 23V24H42ZM67 25H66V24ZM74 23V24H73ZM80 23V24H79ZM81 23H83V25L81 24ZM94 23V24H93ZM122 23V22H121ZM142 23V26H145L144 24ZM147 23V22H146ZM145 23V24H146ZM174 23H176V26H175V24ZM5 24V25H4ZM10 24V25H9ZM14 24V25H13ZM28 24V25H27ZM32 24V25H31ZM35 24V25H34ZM44 27V25H46V27H48L49 25V27L47 28V30H48V32H46L47 30H46V27H44V28H42V26ZM47 24H49L48 26H47ZM116 23H114L113 24V26L115 25ZM120 24V23H119ZM160 24L159 25H156V26H160ZM249 24H251V25H248V24H244L245 26H246V28L244 27V25H243V27H242V30H238V32H237V34H234V35H236V36H234L233 34H230V33H227V31H224V33H223V36L221 37V39L224 37L225 38V36H226V33L227 34H229V36L230 35H233L235 38H237L238 36H240V37H238V39L237 40H239V38H242L243 36H244V38H246L245 39V41L246 42H248V45L250 44V39H252L251 37H250V35L249 34H251V36L252 35H255V34H252V33H254V31L253 30H256L257 29V27H260V26H253L254 24H255V21L253 22V23H249ZM23 25V26H22ZM34 25V27H32ZM52 25H55V26H52ZM69 25V26H68ZM80 25H82V28H84L83 26H86L85 28H84V30L85 31H87V32H79V30L80 29H82L81 28V26ZM91 25V26H90ZM102 25H104V27H105V29H104V31H103V26ZM12 26V27H11ZM15 26V27H14ZM31 26V27H30ZM36 26H37V28H36ZM52 26V28H50ZM57 26V27H56ZM59 26H60V31L58 30V28H59ZM66 26H68V29L66 28ZM71 26V27H70ZM79 26H80V29H79ZM108 26V25H107ZM117 26H118V24H117ZM120 26V25H119ZM118 26V27H119ZM176 28H175V27ZM178 26V27H177ZM250 26H251V28H250ZM14 27V28H13ZM40 27V28H39ZM74 27V26H73ZM88 27L90 28V29H88ZM111 28H112V26H110ZM117 27V28H118ZM146 27H149V29L151 28L150 26H147L146 25ZM174 29H173V28ZM240 27V28H241ZM247 27H249V28H247ZM254 27H256V29L254 28ZM11 28V29H10ZM50 28V29H49ZM54 28H55V30H54ZM65 29V31H64V29ZM72 28V29H71ZM76 28V27H75ZM94 29V30H92L91 31V29ZM97 28H98V30H97ZM117 28L115 27H113L112 29H113V31L116 29V31H114L115 33H117ZM120 28V27H119ZM162 28H167L166 26H164V27H162ZM243 28L244 29H246V31L245 30H243ZM15 29V31H13L14 33L16 32L17 34H12L13 32H12V30H14ZM31 29V30H30ZM39 29V30H38ZM45 30V33L43 32L44 30ZM89 31H88V30ZM101 29V30H100ZM108 29H109V27H108ZM153 29V28H152ZM156 29H157V27H156ZM155 29V30H156ZM169 29H167L165 32H167ZM236 29H234V32H235V30ZM249 29H250V31H249ZM251 29H253L252 31H251ZM4 30V31H3ZM12 32H10V31ZM17 30V31H16ZM22 30V31H21ZM29 30V31H28ZM36 30H38L37 32H36ZM53 30V31H52ZM58 30V31H57ZM63 30V32H67L68 31V33H66L65 35H62L63 34V32H61ZM73 30V31H72ZM120 30V29H119ZM119 30H118V36H119ZM158 30V29H157ZM156 30V31H157ZM231 30H233V27L231 28ZM258 30V29H257ZM259 30H260V28H259ZM258 30V31H259ZM18 31H21L22 33H20V32H18ZM32 31V32H31ZM42 33H41V32ZM49 31L50 32H53V33H55V35L56 36H52V35H54L53 33L51 34V33H49ZM54 31H56V32H54ZM82 31V30H81ZM103 31V32H102ZM153 31H154V29H153ZM179 31V30H178ZM228 31H230V30H228ZM245 31V35H244V32ZM260 31H262V32H260ZM259 32H260V34L261 35H263L264 34V28H262L261 27V30H260ZM10 34H8V33ZM28 33L27 35H26V33ZM34 32H36L35 34H34ZM61 33V35H62V37H60L61 35H60V33ZM72 32V33H71ZM79 32V33H78ZM99 32H97L96 33V36L93 34V36L92 37H98L97 36V34L99 33ZM107 32H109L108 30H107ZM114 32H112L111 31V33L110 34H114ZM232 32V31H231ZM246 32H250L249 34L248 33H246ZM252 32V33H251ZM258 32V33H259ZM7 33V34H6ZM33 33V34H32ZM41 35V37H39L38 38V36H40L39 34ZM85 33H86V35H85ZM153 33H155V36H156V33H158V32H153ZM256 33V32H255ZM257 33V34H258ZM30 34V35H29ZM38 34V35H37ZM44 34H45V36H44ZM47 34H49L48 36H46ZM58 34H59V36H58ZM67 35V36H70V35ZM80 34V35H79ZM105 34V33H104ZM160 34V33H159ZM157 35L158 37H160V35ZM165 34H167V33H165ZM165 34H161V36H162V38H163V35H165ZM169 34V33H168ZM247 34H248V36H247ZM256 34V35H257ZM26 37H25V36ZM37 35V36H36ZM81 36L82 35V37H79V36ZM99 36H100V34H98ZM114 35H116V34H114ZM174 35H175V32H174ZM225 35V36H224ZM242 35V36H241ZM259 35V34H258ZM11 36V37H10ZM19 36V37H18ZM29 36V37H28ZM30 36H32V37H30ZM42 36L43 37H45V43H42L43 44V47H44V49L43 48H41L40 47V44L39 45H37V44H35L36 42L37 43H39L38 42V39H40L39 41L41 42H44L43 40V38H42ZM51 36V37H50ZM63 36H65V37H63ZM90 36V37H91ZM105 36V35H104ZM103 36V37H104ZM154 36V38L156 39L157 37H155ZM169 36V35H168ZM16 37V38H15ZM36 38V41H35V39H32V38ZM49 38V40L47 39V38ZM59 39H58V38ZM101 37H102V34H101V36L99 37V39L101 40ZM110 38H112V36L110 35L109 36ZM165 37L167 38V35H165ZM176 37V36H175ZM232 37V36H231ZM230 37V38H231ZM232 38L233 40L235 39V38ZM250 39H249V38ZM254 38H255V36H253ZM257 37V36H256ZM8 38V39H7ZM78 38V39H77ZM106 38V37H105ZM116 38H117V36H116ZM115 38V39H116ZM120 38V37H119ZM170 38H173V35H172V37H170ZM223 38V39H224ZM12 39V40H11ZM15 39V40H14ZM24 39V40H23ZM41 39H43V40H41ZM47 39V40H46ZM54 39L56 40L55 42H54ZM75 39V40H74ZM107 43H108V41H110V40H108L109 38H108V34H107ZM106 39H104V40H106ZM161 39V38H160ZM176 39H177V37H176ZM220 40L219 41V43H221V44H218L217 45V50H218V48L220 47V49L218 50V51H220V50H222V52L224 51V53H220V52H217V51H215V53H212L211 54V56H208L209 58L210 57H212L211 58V60L207 57L205 60H206V62L208 63H206L207 64V66L204 68V70H205V72L203 73V76H200V72L199 71H197L196 69H194V68H192L191 70L193 71V73L195 72V73H197V72H199V73H197V75H196V77L194 78H190L189 76H190V72H191V74H192V76H194L195 74H193L192 73V71L190 70V69H188V70H190L189 71V73H188V71L186 72L187 74H189V76H187V74L185 75L186 77H185V79H187V77L189 78V79H187V81H185V79L183 78L184 76H182L181 75V72L182 71H180V72H178V73H180V76H182V78L180 77H177V78H179V80H182V79H184V81H182V83H181V85L180 86H182V89L183 88H185L186 86H187V84L186 83H188V84H191L190 82H191V80L193 81V83H192V86H194V88H193V90H194V92L193 91H191L192 93H195V89H197V88H195L196 87V83H198V82H202L204 79L206 80H208V76L210 77V78H212L213 79V77H214V81H212V79L210 80V78H209V80L207 81V87H210V88H207L208 90H205V91H203V92H205V94L206 93H208L207 91H209L210 92V90H212V87H215L214 86V84H215V80H216V82H217V80L219 81V78H221V75L223 74V79H225L226 78V80H224L225 82L223 83L222 81V78H221V82H222V85L224 86V88H227L229 91L230 90H232V86H233V84L231 83V80H232V82H236L237 80H239L240 82H241V84L243 83V84H245L246 82L248 83H252V84H255V83H257L258 82V80H260V79H263L262 77H264V72H263V69L261 68V66L262 67H264L263 66V64H264V58L263 57H260L259 56V54H260V52H259V49H258V47H256L255 48V50L253 49V53H250L251 55L249 56V55H247V57L245 56V55H242V57H244V58H242L241 56V59H240V57H239V59H240V61H238L239 59H233L232 58V60L230 61V59H231V57H232V55H231V52H230V54H229V51H228V47H230V45L228 46V42L226 41L225 43L223 42V41H225V40ZM249 41H248V40ZM27 40H30L29 42L27 41ZM35 41V43H33V41ZM102 40H103V38H102ZM103 40V42L104 43H106L105 41ZM118 40V39H117ZM117 40H115V41H117ZM162 40V42H163V39H161ZM164 40L166 41V39L164 38ZM169 40V39H168ZM171 40V39H170ZM173 40H174V38L172 39V42H173ZM232 40V41H233ZM8 41L9 42H11V43H8ZM27 41V42H26ZM50 42V44H49V42ZM51 41H53V42H51ZM65 41V42H66ZM72 41V43H74ZM78 41H80V40H78ZM77 41V42H78ZM111 41H114V38L111 40ZM158 41H159V39H158ZM235 41H236V39H235ZM7 42V43H6ZM103 42H102V45H103ZM154 42H155V40H154ZM168 42H170V41H168ZM171 42V43H172ZM175 42V41H174ZM100 43H101V41H100ZM106 43V44H107ZM113 42H110V44H112ZM223 43H224V45H223ZM5 44V45H4ZM11 44V45H10ZM26 44V45H25ZM29 44V45H28ZM30 44H32L33 46H35L34 48L32 47V45H30ZM47 45L48 46V44H49V47H47V46H45V45ZM68 44H70V43H68ZM114 44L115 45H118L116 42H114ZM154 43H152V45H153ZM157 44V43H156ZM160 44V43H159ZM158 44V45H159ZM167 44H170V43H167ZM227 44V45H226ZM2 45V46H1ZM56 45V46H57ZM71 45V44H70ZM155 45V44H154ZM221 45V46H220ZM226 45V46H225ZM28 46V47H27ZM31 48H30V47ZM114 46V45H113ZM161 46V45H160ZM168 46V45H167ZM173 46V45H172ZM223 46H225V47H227V48H225V47H223ZM9 47V48H8ZM27 47V48H26ZM36 47H39L38 48V53L37 52H35L36 54H33V55H36V56H33V55H30V54H28L29 53V49L28 48H30V52H32V49H35ZM154 48H155V46H153ZM158 47V46H157ZM156 47V48H157ZM175 47V46H174ZM8 48V49H7ZM23 48H25V49H23ZM53 48V47H52ZM226 50H225V49ZM249 48V46L247 47V49ZM5 49H7V50H5ZM12 49V50H11ZM27 49V50H26ZM43 49V50H42ZM47 49V50H48ZM232 49V48H231ZM257 49H258V51H257ZM3 50V51H2ZM28 51V52H26L25 53V51ZM36 50H37V48H36ZM39 50H41V51H44V54H43V52L41 53H39ZM9 51H11V52H9ZM23 51V52H22ZM228 51V53H226ZM4 52H5V54H4ZM255 52H258V54L255 56ZM8 53V55H6ZM22 53H24V55L22 54ZM14 54H15V56H14ZM38 54H40L41 55V58H40V55H38ZM43 54V55H42ZM46 54H47V56H46ZM213 54H216L215 56L213 55ZM219 56H218V55ZM220 54H222V56L220 55ZM25 55H28V56H25ZM45 55V56H44ZM224 55H227L226 57L224 56ZM230 55V56H229ZM253 55V56H252ZM261 56H262V53L260 54ZM264 55V54H263ZM6 56V57H5ZM9 56V57H8ZM24 56H25V59H24ZM30 56V57H29ZM33 56V57H32ZM214 56V57H213ZM216 56H218L219 57V59L222 61V63H221V61L220 60H218L217 58L218 57H216ZM221 56V57H220ZM12 57V58H11ZM23 57V58H22ZM28 57V58H27ZM42 57H44L45 58V60H44V58H42ZM47 57V58H46ZM177 57H178V55H177ZM179 57H182L181 55H179ZM250 57H251V59H250ZM6 58V59H5ZM10 58V59H9ZM61 58H63L64 59V57H61ZM61 58H59V59H61ZM149 57H147V59H148ZM158 58V57H157ZM159 58H161V57H159ZM158 58V59H159ZM173 58H175V60L177 61L178 60V58L176 59V56L175 57H173ZM202 58V57H201ZM201 58H199V60H201ZM230 58V59H229ZM238 58V57H237ZM12 59V60H11ZM21 59L23 60V62L25 61V64L21 61ZM28 59H30V60H28ZM33 59V60H32ZM42 59V60H41ZM65 59H66V57H65ZM144 59H146V57L145 58H143V61H144ZM154 59V60H153ZM181 59H183V58H181ZM187 59V58H186ZM210 61H209V60ZM215 59H217V61H214ZM245 60V62H247L246 64H247V67H246V65H245V62H244V60ZM256 59H258V60H256ZM14 60V61H13ZM17 60H18V62L19 61H21L24 65H28L27 66V68H26V70H24V71H22V72H20V73H16V72H14V71H16V66L17 65H21V62L18 64V62H17ZM49 60V61H48ZM52 60V61H51ZM109 60V62H110V58L108 59ZM149 60H151V62H152V64L154 65H156V67H154V69L155 68H157L158 69V67H160V65H162V63H163V61H162V63H160V59H159V65H158V67H157V62H156V58L155 57H150L148 60H145L146 62L147 61H149ZM175 60H172V61H175ZM185 60V59H184ZM183 60V61H184ZM195 60H197V59H195ZM204 59H202V61H203ZM230 62V63H223V62ZM263 62H262V61ZM6 61V62H5ZM10 61H12L13 62V64L14 65H12L11 63H10ZM41 61V62H40ZM47 61V62H46ZM61 62V63H59V64H57L58 62ZM154 61L156 62V63H154ZM186 61H188V60H185V63H186ZM220 61V62H219ZM234 61H236V62H234ZM256 61V62H255ZM4 62H5V66H4ZM9 62V65H10V69H9V66H8V63ZM17 62V63H16ZM27 62V63H26ZM29 62V63H28ZM39 62V63H38ZM44 62V63H43ZM82 62H84L83 64H82ZM138 62H140V61H138ZM142 62V61H141ZM179 62V61H178ZM181 62V61H180ZM194 62V61H193ZM196 62V61H195ZM212 62H216V64L218 65V63H219V65H218V67H219V69H218V67H217V65H214V63H212ZM232 62V63H231ZM244 62V64H242ZM253 62H255V63H257V64H259L260 66H255L256 64L255 63H253ZM34 63V64H33ZM36 63H38V64H36ZM69 65H68V64ZM76 63V64H75ZM103 63V62H102ZM149 63H150V61H149ZM177 63V62H176ZM174 64V65H177V64ZM183 63V62H182ZM199 63H201V62H199ZM198 63V64H199ZM204 62H203V64H205ZM235 63V64H234ZM238 63H240V66H237V69H236V64L238 65ZM2 64V65H1ZM31 64V65H30ZM44 64V65H43ZM62 64V65H61ZM67 64V65H66ZM80 64H82L83 66L81 67L80 66ZM110 64H112V63H110ZM151 64V63H150ZM179 64V63H178ZM188 64H189V62H188ZM191 64V63H190ZM210 64H213V65H211L210 66ZM253 64V65H252ZM255 64V65H254ZM33 65V66H32ZM36 65V66H35ZM49 65V66H48ZM56 65V66H55ZM60 65V66H59ZM77 65V66H76ZM86 65V66H85ZM115 65V64H114ZM172 65H173V62H172ZM209 65V66H208ZM250 65H252L253 66V68H252V66H250ZM12 66L14 67L13 69H14V71H13V69H12ZM21 66H23V65H21ZM32 66V67H31ZM44 66V67H43ZM52 66V67H51ZM62 66V67H61ZM109 66L110 67H112L110 70H109ZM188 66V65H187ZM200 66H202L201 64H200ZM213 66V68L212 69H210L209 70V67H212ZM220 66H222L221 68H223V69H225V70H223V69H221L220 68ZM249 66V67H248ZM25 67V66H24ZM60 67V68H59ZM83 67H86L85 69H83ZM115 67V68H114ZM120 67V66H119ZM153 67V66H152ZM169 67H171L170 66V62H169ZM175 67V66H174ZM173 66H172V68H174ZM182 67H183V65H182ZM181 67V70L183 69ZM190 67H192V65L190 66ZM198 67V66H197ZM217 67V68H216ZM235 67V68H234ZM242 67H243V71L245 70V71H247V72H243L242 71ZM19 67H17V69H18ZM37 68V69H36ZM53 68H55V69H53ZM65 68L66 69H68L69 68V72H67L68 73V75H67V73H63L61 70H65ZM73 68V69H72ZM76 68H77V70H76ZM82 68V69H81ZM94 68V69H93ZM172 68H171V70H172ZM176 68V67H175ZM174 68V69H175ZM177 68H178V66H177ZM187 68V67H186ZM186 68H185V70H186ZM208 68V69H207ZM216 68V69H215ZM238 68H240L239 70H238ZM247 68V69H246ZM257 68L259 69V70H257ZM21 69H22V67H21ZM21 69H20V71H21ZM28 69H30V70H28ZM39 69H40V71H39ZM47 69H48V71H47ZM50 69V70H49ZM170 69V68H169ZM168 69V70H169ZM215 69V70H214ZM217 69L219 70V71H217ZM220 69L223 71V72H221V73H219L220 72ZM227 69H230V70H227ZM232 69H234V70H232ZM46 70V71H45ZM56 70V71H55ZM87 70V71H86ZM91 71V72H93L92 74H91V72H89V71ZM109 70V71H108ZM113 70V71H112ZM161 70V69H160ZM159 70V72H162V71H160ZM171 70H170V72H171ZM178 70H180V69H178ZM199 70H200V68H199ZM203 70V69H202ZM214 71V73H213V71ZM236 70H238V71H236ZM250 70H251V73H253V74H251L250 75ZM253 70V71H252ZM255 70V71H254ZM260 70H261V73L263 74H261L260 73ZM42 71H43V73H42ZM47 73V74H45V72ZM86 71V72H85ZM95 71V72H94ZM197 71V72H196ZM218 72V74H216L217 72ZM227 71V72H226ZM228 71H229V74H228ZM234 72V73H232L231 74V72ZM241 73H240V72ZM10 72V73H9ZM17 72H19V71H17ZM30 72V73H29ZM36 72V73H35ZM49 72V73H48ZM82 72V73H81ZM85 72V73H84ZM105 72V73H104ZM157 71H153V72H151V73H154V74H151V73H148L149 75L148 76H146L147 75V73L146 74H142L143 75V77H142V75H140L141 73L140 72H135V74H133L134 76L135 75H137V77L135 76H132V78H131V76H128V75H126V77L125 78H128L129 80L130 79H133V81H129L128 79V84H126V82L125 83H123V85L125 84V85H128V86H123V87H130V86H133V87H136V89H138L139 87H142V88H139L137 91H139V94H140V96H138L139 98H141V96H143V94L145 93V95L144 96H146V95H150V94H148L147 92H149V93H151L152 95L154 94V92H157V91H160V90H163V88H164V86H165V90H163L164 92H165V94L167 93V91L168 92H173L174 90H175V87L174 88H171L172 86H167V85H169V80H167L168 81V83H167V81H166V83H167V85H166V83H163V84H165V85H163V84H161V79H160V76H161V74H157L156 73ZM163 72H166V71H163ZM202 72V71H201ZM209 72H210V74H209ZM224 72H225V74H227L226 75V77H225V74H224ZM238 72V73H237ZM258 73L260 76H261V78L259 79V76H257L258 74H256V73ZM12 73V74H11ZM23 73V74H22ZM27 73V74H26ZM40 73V74H39ZM53 73V74H52ZM62 73H63V75L64 74H66L68 77L66 78V75H62ZM75 75H74V74ZM79 73V74H78ZM87 73H89V75H87ZM118 73V74H117ZM122 73V74H121ZM137 73H140V74H137ZM175 72L173 71V74H174ZM213 74V76L211 77V75ZM246 73H248L247 75H246ZM13 74H15V76L13 75ZM48 74H49V76H48ZM61 74V75H60ZM71 74H72V76H71ZM78 74V75H77ZM81 74V75H80ZM99 74H100V76H99ZM105 74V75H104ZM167 74V73H166ZM169 74V73H168ZM168 74H167V76H168ZM206 76H205V75ZM208 74V75H207ZM216 74V75H215ZM234 74H235V77H239L238 79H236L235 77H234ZM237 74V75H236ZM11 75V76H10ZM21 75V76H20ZM44 75H45V79L48 81H45V79H44ZM70 75V76H69ZM75 77H74V76ZM95 75V76H94ZM109 75V76H108ZM152 75V76H151ZM154 75V76H153ZM157 75V76H156ZM202 75V74H201ZM219 75V76H218ZM229 75V76H228ZM232 77H231V76ZM247 77H246V76ZM19 76V77H18ZM23 76V77H22ZM26 76V77H25ZM36 76V77H35ZM61 76H63V77H61ZM78 76V77H77ZM80 76V77H79ZM88 76V77H87ZM111 76V77H110ZM121 76V77H120ZM128 76V77H127ZM140 76V77H139ZM144 76H146V77H144ZM156 76V77H155ZM163 76V75H162ZM165 76V75H164ZM163 76V77H164ZM191 76V77H192ZM204 76H205V78H204ZM244 76V77H243ZM253 76H254V79H253ZM12 77V78H11ZM17 77V78H16ZM21 77V78H20ZM33 77V78H32ZM35 77V78H34ZM40 77H41V79H40ZM43 77V78H42ZM49 77V78H48ZM108 77H110V78H108ZM113 77V78H112ZM122 81V82H120V81H118L117 83H115V81H117V80H119L118 78ZM154 77L156 78V79H154ZM159 77V78H158ZM170 76H168L167 78H169ZM217 77H218V79H217ZM225 77V78H224ZM228 77V78H227ZM234 77V78H233ZM8 78V79H7ZM24 78V79H23ZM52 78V79H51ZM56 78V79H55ZM73 78H75L76 80L74 81V82H72L74 79ZM82 78H83V80H82ZM90 78V79H89ZM96 78V79H95ZM117 78V79H116ZM143 79V80H139V79ZM145 78V79H144ZM157 78H158V81H157ZM171 78V77H170ZM199 78V79H198ZM202 78H204V79H202ZM216 78V79H215ZM230 78H231V80H230ZM249 78V79H248ZM19 79H20V81H19ZM27 79H29L28 81H27ZM34 79V80H33ZM43 79V80H42ZM55 79V80H54ZM63 79V80H62ZM66 79H69V81L67 82V81H65ZM80 81H79V80ZM106 81H105V80ZM114 79V80H113ZM135 79V80H134ZM137 79V80H136ZM165 79V78H164ZM175 79H176V76H175ZM201 79V81H199ZM234 79V80H233ZM244 79H248V80H244ZM257 79V80H256ZM6 80V81H5ZM40 80H42L41 82H39ZM59 80V81H58ZM81 80H82V83H81ZM100 80V81H99ZM109 80V81H108ZM114 81V82H112V81ZM156 80V84L158 85V87L156 88V86H155V81ZM172 80V79H171ZM188 80H190V82L188 81ZM195 80H197V81H195ZM252 80V81H251ZM257 81V82H255V81ZM11 81V82H10ZM16 81V82H15ZM33 81H35V82H33ZM49 81H50V83H49ZM56 81H58V82H56ZM64 81V82H63ZM71 81V82H70ZM78 81V82H77ZM86 81H88V82H86ZM108 81V82H107ZM175 81V80H174ZM173 81V82H174ZM195 81V82H194ZM228 81V83H226ZM238 81V82H239ZM251 81V82H250ZM13 82H14V84H13ZM20 82V83H19ZM30 82V83H29ZM32 82H33V84H34V86H33V84H32ZM37 82H38V84H37ZM63 82V83H62ZM77 82V83H76ZM90 82H92V83H90ZM95 82V83H94ZM104 82V83H103ZM109 82H111V83H109ZM131 82V83H130ZM158 82V83H157ZM176 83H177V80L175 81ZM174 82V83H175ZM180 82V81H179ZM205 82V81H204ZM204 82L203 83H201V84H203V85H205L204 84ZM239 82V83H240ZM255 82V83H254ZM25 83V84H24ZM28 83V84H27ZM46 83V86L44 85ZM59 83L61 84V85H59ZM73 83V84H72ZM102 83V84H101ZM107 83V84H106ZM113 83V84H112ZM129 83H130V85H129ZM183 83H185V85L183 84ZM230 83V84H229ZM10 84V85H9ZM12 84V85H11ZM30 84V85H29ZM35 84H37V85H35ZM40 84V85H39ZM42 84V85H41ZM69 84V86H67V85ZM75 84V85H74ZM108 84H110V85H108ZM171 84V83H170ZM180 84V83H179ZM200 84V85H201ZM212 84V85H211ZM8 87H7V86ZM18 85V86H17ZM20 85V86H19ZM31 86L29 89L27 88V87H29V86ZM48 85V86H47ZM49 85H50V87H49ZM55 85V86H54ZM73 85V86H72ZM77 85V86H76ZM92 85H93V87H92ZM105 85H107V86H105ZM163 85V86H162ZM178 85V84H177ZM198 85H199V83H198ZM23 86V87H22ZM38 86H39V88H38ZM40 86H41V90H40ZM60 88H59V87ZM62 86V87H61ZM65 86H67V87H65ZM71 86V87H70ZM75 86V87H74ZM85 86V87H84ZM87 86V87H86ZM143 86H145V87H143ZM154 86V87H153ZM160 86H162V87H160ZM189 86V85H188ZM202 86V85H201ZM206 86V85H205ZM222 86V87H223ZM6 87V88H5ZM21 87V88H20ZM34 87H35V89H34ZM47 87H49V88H47ZM69 87H70V89H69ZM116 87V88H115ZM138 87V88H137ZM166 87H168V88H166ZM178 87H179V85H178ZM190 87V86H189ZM200 87V86H199ZM217 87V86H216ZM219 87V86H218ZM217 87V88H218ZM221 87V85H220V90L219 91H223V89H221L222 88ZM11 88H13V89H11ZM34 90H33V89ZM43 88H44V90H43ZM63 88V89H62ZM91 88V89H90ZM146 88V91L144 90ZM155 88L157 89L156 91H154L155 90ZM177 88V87H176ZM19 89V90H18ZM68 90V91H66V90ZM72 89V90H71ZM76 89V90H75ZM82 89V90H81ZM109 89V90H108ZM118 89V90H117ZM148 89L150 90V91H148ZM159 89V90H158ZM168 89V90H167ZM171 89V90H170ZM173 89V90H172ZM187 89V88H186ZM191 89V88H190ZM190 89H189V91H190ZM205 89V88H204ZM210 89V90H209ZM22 91V93H21V91ZM27 90V91H26ZM41 91V92H39V91ZM58 90V91H57ZM80 90V91H79ZM94 90V91H93ZM126 90V91H125ZM133 90V89H132ZM170 90V91H169ZM180 91L181 89H177V91ZM197 90H200V92L202 91V89H201V87H200V89H197ZM213 90H215L214 88H213ZM226 90V89H225ZM43 91V92H42ZM55 91V92H54ZM63 91V92H62ZM69 91H70V93H69ZM77 91V92H76ZM115 91V92H114ZM141 91V92H140ZM151 91H153V92H151ZM178 91V93H182L183 92V94H185L184 93V91H187V90H181L180 92ZM188 91V92H189ZM24 92V93H23ZM29 92V94H27ZM36 92H38L39 94L37 95V93ZM67 92V93H66ZM75 92V93H74ZM79 92V93H78ZM110 92V93H109ZM120 92H122V90H120ZM161 93H162V91H160ZM163 92V93H164ZM174 92H176V90L174 91ZM202 92V93H203ZM220 92V93H221ZM224 92V91H223ZM222 92V93H223ZM228 92V91H227ZM42 93V94H41ZM62 93H66V95H68V93H69V95L68 96H66V95H64V97H63V95H62ZM101 93V94H100ZM115 93V94H114ZM127 93V94H128ZM177 93V92H176ZM178 93H177V95H178ZM180 93V94H181ZM196 93H197V91H196ZM14 94H15V96H14ZM77 94V95H76ZM109 94H110V96H109ZM114 94V95H113ZM119 94V93H118ZM136 95H138V92L137 93H135ZM157 94V93H156ZM159 94V93H158ZM168 94L169 93H167V96H168ZM170 94H172V93H170ZM169 94V95H170ZM175 94V93H174ZM182 94V95H183ZM200 94V93H199ZM18 95V96H17ZM26 95V96H25ZM32 97H31V96ZM71 95V96H70ZM97 95H99L98 97H97ZM108 96V98H109V101H111V102H109L108 101V99L106 98V97H100V96ZM155 95V94H154ZM153 95V96H154ZM187 95V94H186ZM185 95V96H186ZM190 95V94H189ZM188 95V96H189ZM202 95V94H201ZM222 95V94H221ZM228 95V94H227ZM19 96H21V97H19ZM24 96V97H23ZM129 96H130V98H129ZM160 96H163V95H160ZM172 96H174V95H172ZM181 96V95H180ZM185 96L183 95V100L185 99V101H183L182 100V98L180 99V101L182 100V102H184V103H188V102H186V99H187V97L185 98ZM193 96H195L194 94H193ZM197 96H198V94H197ZM224 96V95H223ZM40 97V98H39ZM72 97V98H71ZM114 97V98H113ZM148 97V96H147ZM165 97H166V95H165ZM164 97V98H165ZM202 97V96H201ZM227 97V96H226ZM16 98V99H15ZM17 98H19V100H17ZM25 98V99H24ZM42 98H45V100H44V102L42 103V101H43V99ZM48 100H47V99ZM60 98V99H59ZM73 98L75 99V100H73ZM103 98L105 99H107V100H105V103H104V100H103ZM112 100H111V99ZM146 98V97H145ZM145 98H143L144 100H145ZM150 98V97H149ZM168 98V100H169V97H167ZM190 98V97H189ZM195 98V97H194ZM194 98H192V100H196V99H198L197 97H196V99H194ZM200 98V97H199ZM222 98H224V97H222ZM240 98H243V97H241L240 96ZM40 99L42 100V101H40ZM56 99L57 100H59V101H56ZM100 99H102V101L100 100ZM116 99V100H115ZM171 99V98H170ZM28 100V101H27ZM63 100V101H62ZM115 100V101H114ZM132 101V103L130 102V104L133 106V107H129V105H127L128 107H129V109H128V107H126L125 106V109L127 110V111H129L130 112V110H132L131 112L133 113H135V111H137L136 113H138V112H140V111H138L140 108H138V107H144V106H146L145 104H143V103H141V104H143L142 106H141V104H140V106H139V104H137L136 105V102L134 101L133 102V98L131 99ZM138 100H141V99H138ZM144 100H141V101H143L144 102ZM147 100H148V98H147ZM146 100V101H147ZM160 100V99H159ZM164 100L165 99H162V102H164ZM190 100H191V98H190ZM190 100H189V102H190ZM234 100L235 101H237V100H239V96H236V99L234 98ZM15 101V102H14ZM23 101V102H22ZM26 103H25V102ZM31 101V102H30ZM47 101H49V103L47 102ZM158 101V100H157ZM156 101V102H157ZM166 102H168L167 100H165ZM188 101V100H187ZM227 101H228V99H227ZM244 100H242V102H243ZM29 102V103H28ZM36 102V103H35ZM46 102V103H45ZM75 102H76V104H75ZM103 102V103H102ZM116 104V107H115V104ZM125 102H127V101H125ZM161 102V101H160ZM238 102H240V101H238ZM24 104L25 103V109L23 110V106H22V108L20 107V105L19 104ZM27 103H28V105H27ZM33 103V104H32ZM71 103H73V104H71ZM108 103L109 104H112L110 107L108 106ZM118 103H120V102H118ZM138 103V102H137ZM146 103V102H145ZM183 103V104H184ZM235 103V102H234ZM17 104L19 105V106H17ZM31 104V105H30ZM38 104H39V106H42V107H45V108H47L50 112H49V114H48V112H47V110H46V115L48 114V115H52V114H50V113H52L51 111H53V110H55V111H53V117H55V119L53 118V117H51L50 118V116H49V120H47V122L49 123V121L51 122V124H49L50 126H48V124H47V122H44V124H46V125H44V126H46V128L44 129H42V130H44L42 133L41 132H39V133H41L39 136L37 135L38 133H37V131H39V130H36V127H34V126H32L31 127V123H32V125H34L33 123H35L34 121H35V119H36V115H34L35 117H34V121L33 122H31L30 124H29V117H27L30 113H32V111H30V110H33L34 111V109L36 110L35 112H37V109L36 108H38L39 106H38ZM107 104V105H106ZM155 104V103H154ZM225 104H226V102H225ZM238 104V103H237ZM14 105V106H13ZM34 105H36V106H34ZM64 105H67V106H65L64 107ZM72 105H73V107H72ZM77 105V106H76ZM106 105V106H105ZM130 105V106H131ZM222 105V104H221ZM224 105V104H223ZM223 105H222V107H223ZM234 105V104H233ZM13 106V107H12ZM15 106L16 107H18L19 109H21L19 112H17V110H19L18 108H15ZM29 106V108H31V109H28V108H26V107H28ZM113 106V107H112ZM169 106V107H168ZM185 106V104L183 105V107ZM220 106V105H219ZM235 106V105H234ZM238 106V105H237ZM33 107V108H32ZM49 107H51V108H49ZM64 107V108H63ZM106 107H109V108H111V110L109 109V108H106ZM124 107V106H123ZM135 107V108H134ZM155 107V106H154ZM174 107H177V106H174ZM188 107V109H186ZM186 108H185V110L186 111H189L190 109H192L191 108V106L189 107V106H187ZM225 107V106H224ZM12 110H11V109ZM45 108H44V110H45ZM66 108H67V110H66ZM72 110H71V109ZM77 108V109H76ZM118 108V109H117ZM190 108V109H189ZM214 110V112L215 113H217L218 111H221V109L219 110V108H217L216 107V105L215 106H213L212 107ZM217 108V109H216ZM7 109H9V110H7ZM16 109V110H15ZM26 109H28L27 111H30V113L29 114H27V116L25 117L24 115V113H25V110ZM41 109V107H39V109L38 110H40ZM59 109V110H58ZM64 109V110H63ZM102 109V110H101ZM108 109V112L106 111ZM114 109V110H113ZM123 109V113H124V111H126L124 108H122ZM121 109V110H122ZM135 109H137V110H135ZM145 109V108H144ZM154 109L153 110H151V112L150 111H148L147 110V108H146V111L147 112H149V113H146L147 115L148 114H150V115H153L152 114V112L154 111ZM173 111H172V110ZM176 109V108H175ZM182 108L180 107L179 109H177L176 111H180ZM226 109H228V111L227 112H231L232 111V108H231V105H228L227 106V108ZM236 109V111H237V107L235 108ZM242 109V108H241ZM244 109V108H243ZM58 110V111H57ZM105 110V111H104ZM113 110V111H112ZM118 110V111H117ZM162 110H163V112H162ZM14 111V112H13ZM23 111V112H22ZM62 111V112H61ZM114 112V116L113 115H111V116H108V115H110L109 114V112ZM144 110H141V112H143ZM146 111H144V112H146ZM191 111V110H190ZM21 112L23 113L22 114V116L23 117H25L23 120L21 119L22 117H21ZM40 112V111H39ZM59 112V113H58ZM60 112H61V115H60ZM66 114H65V113ZM105 112H107L106 114H105ZM121 111H119V113H120ZM140 112V113H141ZM159 112H160V115H159ZM169 112V113H168ZM68 113V114H67ZM122 113V112H121ZM131 113V114H132ZM134 113H133V116H134ZM135 113V114H136ZM174 113V114H173ZM3 114V115H2ZM5 114V115H4ZM33 114L34 113H32V115H29V116H32L33 117ZM57 116H56V115ZM125 114H126V112H125ZM125 114H123V115H125ZM128 114V113H127ZM130 113H129V115H131ZM139 114V113H138ZM138 114H136V115H138ZM145 114V113H144ZM164 114H165V116H164ZM1 115H2V117H1ZM47 115V116H48ZM66 115V116H65ZM5 116V117H4ZM13 116H16V118L15 117H13ZM18 116V117H17ZM20 116V117H19ZM64 116V117H63ZM119 116V115H118ZM118 116H115V117H118ZM126 116H128V115H126ZM133 116H131V117H133ZM159 116V117H158ZM38 117H40V115H37V119H38ZM66 117V118H65ZM130 117V118H131ZM168 117V116H167ZM166 117V118H167ZM236 117V116H235ZM234 117V118H235ZM20 118V119H19ZM57 118V119H56ZM61 118V119H60ZM119 118V117H118ZM121 118V117H120ZM119 118V119H120ZM129 118V117H128ZM134 118H135V116H134ZM143 118V119H142ZM31 119V118H30ZM33 119V118H32ZM52 119H54V120H52ZM105 119L107 120V121H105ZM110 119V120H109ZM133 119V118H132ZM136 119V118H135ZM159 119V120H158ZM226 120H230L229 118L227 119V117L225 118ZM7 120H8V123H7ZM52 120V121H51ZM118 120V119H117ZM121 120V119H120ZM152 120V121H151ZM11 121V123H13V125H11L9 122ZM17 121H20V122H17ZM21 121L23 122V123H21ZM38 121L39 120H36V122L38 123ZM43 121H44V119H43ZM105 121V122H104ZM109 121V122H108ZM116 121V120H115ZM135 121V120H134ZM149 121V122H148ZM150 121H151V123H150ZM162 121V122H163ZM1 122H0V124H1ZM42 121L40 120V124H41V126H42V123H41ZM94 122V123H93ZM118 122V121H117ZM142 122V123H141ZM146 122V123H145ZM154 122V123H153ZM220 122H218V123H220ZM234 122V121H233ZM17 123V124H16ZM26 123V124H25ZM108 123V124H107ZM145 123V124H144ZM147 123H149L150 124V126H148L147 125ZM157 123V125H154V124H156ZM11 125V127H8L7 128V126L8 125ZM22 124V125H21ZM39 124V123H38ZM40 124L38 125V127H41L40 126ZM92 124V125H91ZM94 124V125H93ZM105 124H107L106 126H105ZM144 124V125H143ZM151 124H153V125H151ZM164 124V123H163ZM200 124H202V128H200L201 130L202 129H204L205 128V126H207L208 127V124L207 125H205L204 124V122H202V123H200ZM26 125V126H25ZM52 125H53V127H52ZM90 125H91V128H90ZM108 125H109V127H108ZM204 125V126H203ZM225 125V126H224ZM20 126V127H19ZM26 128H24V127ZM27 126H29L30 128H28ZM37 126V125H36ZM89 126V127H88ZM98 126V127H97ZM105 126V127H104ZM142 126H144V127H142ZM155 126L156 127H158V130H156L157 128H155ZM21 127H22V129H21ZM43 127V126H42ZM50 127V128H49ZM57 127V128H56ZM70 127V128H69ZM73 129H72V128ZM93 127V128H92ZM97 127V128H96ZM101 127V128H100ZM107 127V128H106ZM111 127H112V129H111ZM140 127H141V129H140ZM204 127V128H203ZM206 127V128H207ZM216 127V128H217ZM18 128H20L21 130H24V132L23 131H21L22 132V134L24 135L22 138L21 137H19V133H21L20 132V130L18 129ZM48 128V129H47ZM51 128H52V130H51ZM95 128L97 129L96 131H94L95 130ZM100 128V129H99ZM108 129V130H106V129ZM150 128V129H149ZM154 128H155V130H154ZM196 128H197V126H196ZM209 128V127H208ZM207 128V130L209 131L210 129H208ZM228 128V129H227ZM16 129V130H15ZM30 131H29V130ZM32 129V130H31ZM38 129V128H37ZM65 129H68V131L67 130H65ZM70 129V130H69ZM88 129H90V130H88ZM104 129V130H103ZM136 129H138V130H136ZM143 129V130H142ZM148 129V130H147ZM199 129V128H198ZM227 129V130H226ZM17 130H19V132L17 131ZM25 130H27V132L25 131ZM35 130V131H34ZM55 130V131H54ZM73 130V131H72ZM88 130V131H87ZM101 131V132H99V131ZM163 130V129H162ZM205 130V129H204ZM203 130V131H204ZM207 130H206V133H207ZM235 130H236V132H235ZM16 132V133H14V132ZM29 131V132H28ZM41 131V130H40ZM51 131H53V133L51 132ZM58 131V132H57ZM60 131V132H59ZM98 131V132H97ZM104 131V132H103ZM146 131V132H145ZM157 131V132H156ZM160 131H161V128H160ZM221 131V130H220ZM220 131H219V133H220ZM223 131V130H222ZM228 131H230V132H228ZM33 132H34V134H33ZM45 132V134H43ZM49 132V134H47ZM69 132V133H68ZM92 132V133H91ZM105 132L107 133V135H105ZM120 131H118V133H119ZM136 132V133H135ZM138 132H140L139 133V135H141V136H139L138 135ZM145 132V133H144ZM198 132V131H197ZM199 132H200V130H199ZM7 134V135H5V136H7V140H5L6 139V137H4V136H1L2 134ZM12 133V134H11ZM55 133V134H54ZM67 133L69 134V135H67ZM71 133V134H70ZM91 133V134H90ZM94 133V134H93ZM98 133V134H97ZM118 133H116L115 135L117 136V134ZM147 133V134H146ZM202 132H200V134H201ZM227 133H231L232 135H229V134H227ZM15 134H17V135H15ZM22 134H20V136H22ZM25 134H27L26 135V137H25ZM33 134V135H32ZM42 134L44 135V136H42ZM52 134V135H51ZM61 134H63V137H62V135ZM90 134V135H89ZM132 134V135H131ZM145 134V135H144ZM208 134V133H207ZM239 136H238V135ZM12 135V136H11ZM31 135L32 136H35V135H37L38 137H40L41 138V141H42V143H40V144H38V145H36V146H33V148H32V146H30L31 147V151H30V148L29 147H27L28 146V144L25 142L24 143V141L25 140H28L29 139V137H31ZM48 135V136H47ZM59 135V136H58ZM72 135V136H71ZM102 135V136H101ZM104 135V136H103ZM111 135H112V132H111ZM119 135H122V134H119ZM143 135V136H142ZM203 135H204V133H203ZM29 136V137H28ZM52 136V138H51V140H49L50 138L49 137H51ZM68 136V137H67ZM87 138H85V137ZM93 136V137H92ZM109 136V137H108ZM127 136H129V137H127ZM134 136V137H133ZM148 136H150V137H148ZM201 136L202 135H199V137L201 138ZM219 136H221L220 134H219ZM231 136H233V137H231ZM264 136V135H263ZM2 137H4V138H2ZM12 137V138H11ZM17 137H19V138H17ZM44 137H46V138H44ZM48 137V138H47ZM67 137V138H66ZM78 137V138H77ZM125 137V138H124ZM136 137V138H135ZM138 137V138H137ZM146 137H148V138H146ZM157 138V139H159V141L158 140H156V139H154V138ZM223 137H224V135H223ZM58 138H60V140L58 139ZM63 138H65V139H63ZM76 138V139H75ZM89 138V139H88ZM109 138V139H108ZM112 138V139H111ZM124 138V139H123ZM140 138V139H139ZM195 138H197V137H195ZM231 138V139H230ZM233 138L235 139V141L233 140ZM20 139V142H18V140ZM95 139V140H94ZM113 139H115V143L116 144H114L113 142H114V140ZM120 139V140H119ZM127 139H129V140H127ZM212 139L214 140L213 142H212ZM260 139H262V137L260 138ZM260 139L259 140H257L258 142H260ZM58 140V141H57ZM69 140H70V142H69ZM73 140V141H72ZM80 140H81V142H80ZM85 141L84 143H83V141ZM108 140H109V143H108ZM123 140V141H122ZM140 140V141H139ZM143 140V141H142ZM193 140H196V139H193ZM197 140L199 141V139L197 138ZM196 140V141H197ZM201 140H202V138H201ZM223 140L225 141V142H223ZM240 140V141H239ZM24 143H22V142ZM51 141V142H50ZM55 141V142H54ZM65 141H66V143H67V145H66V143H65ZM88 141V142H87ZM111 141H113L112 143H111ZM124 141H125V143H124ZM127 141V142H126ZM130 141H131V143H130ZM135 141V142H134ZM137 141V142H136ZM142 141V142H141ZM195 141V142H196ZM216 141V142H215ZM232 141V142H231ZM237 141H239V142H237ZM262 141V140H261ZM263 141H264V139H263ZM76 142H78V144L76 143ZM119 142V143H118ZM134 142V143H133ZM144 142V143H143ZM194 142V141H193ZM207 142V141H206ZM209 142H207V143H209ZM212 142V143H211ZM214 142H215V144H214ZM20 143H22L23 144V146H22V150L20 151H18V147H21L20 145ZM63 143H65V144H63ZM94 143V145H92ZM140 143V144H139ZM229 143V144H228ZM237 143H238V145L240 146H238L237 145ZM16 144H18V147L16 146ZM25 144H27V146L25 145ZM42 144V145H41ZM56 144H57V147H55L56 146ZM62 144V145H61ZM70 144V145H69ZM73 144V145H72ZM77 144V145H76ZM108 146H107V145ZM121 146H120V145ZM127 145L126 147H125V145ZM135 144H136V146H135ZM143 144V145H142ZM218 144H220V145H218ZM226 146H225V145ZM228 144V145H227ZM234 146H233V145ZM248 144V145H247ZM1 145H3L2 147H1ZM68 145H69V147H68ZM85 145V146H84ZM93 146V148L91 147V146ZM95 145H96V147H95ZM129 145V146H128ZM210 145V146H209ZM26 148H25V147ZM45 147V150H44V147ZM52 148H54V149H52ZM105 146H106V148H105ZM122 146H124V149L123 148H121ZM134 146H135V148H134ZM149 146H151L150 148H149ZM156 146V147H155ZM158 146V147H157ZM212 146V147H211ZM222 146V147H221ZM6 147L7 149H6V151H5V149L4 148ZM17 147V148H16ZM23 147H24V150H23ZM67 148V150H66V148ZM73 147H75V148H73ZM88 147H90V148H88ZM115 149H114V148ZM131 147H133L134 148V150L135 151H133V148L132 149H130ZM154 147V148H153ZM224 147H226V149H228L227 151H225V148ZM229 147V148H228ZM234 147V148H233ZM46 148H49V149H46ZM73 148V149H72ZM77 148V149H76ZM98 148V149H97ZM129 150H128V149ZM236 148V149H235ZM4 149V150H3ZM21 149V148H20ZM26 149H29V150H26ZM51 149V150H50ZM93 151H92V150ZM94 149H95V151H94ZM109 150V151H107V150ZM120 149L122 150V151H120ZM205 151H204V150ZM210 149V150H209ZM223 149H224V151H223ZM230 149H231V151H230ZM2 150H3V152H2ZM74 150V151H73ZM88 150V151H87ZM116 150V151H115ZM124 150H126V152H124ZM128 150V151H127ZM131 150V151H130ZM162 150H163V148H162ZM199 150H201V152L199 153ZM208 150V151H207ZM219 150V151H218ZM69 151V152H68ZM82 151V152H81ZM90 151V152H89ZM117 151H119L118 153H117ZM130 151V152H129ZM235 151H233V152H235ZM30 154H29V153ZM52 152V153H51ZM64 152H66V153H64ZM68 152V153H67ZM123 152V153H122ZM192 152V151H191ZM210 152V153H209ZM212 152H213V154H212ZM222 152V153H221ZM226 152V153H225ZM2 153V154H1ZM18 153V154H17ZM22 153V154H21ZM25 153V154H24ZM40 153V152H39ZM91 153H92V156H91ZM94 153V154H93ZM109 153V154H108ZM120 153H122V154H120ZM164 153H166V154H164ZM198 153V154H197ZM27 154V155H26ZM88 154H90V156L88 155ZM176 155V157H177V154H178V157H177V159H179V161H181V162H179L177 159H176V157L175 156H173V155ZM199 154H202L201 156L199 155ZM204 154H205V157L208 155V157L210 158V156H212V159L211 160H209L207 163H204V162H202V165L203 164H206V165H208V163H209V165L207 166V167H209V166H212V169H214V171L211 169V167H209V169H207V171H206V169H204V171H206V173H208V170L210 171L209 172V176H208V178H209V180H208V178H207V180H205L204 181V177L203 176H206V174H204L205 172H203L202 171V173H201V175H203V176H201V177H203V179L201 178V180H203V181H201L200 182V186L199 185H195L196 183H197V181L195 182V184L193 183L192 185V187H191V189L190 190H188V188H183V189H176V184L174 185V181L176 180V178H172V176H174V177H177V175L178 176H180V174L182 173V170H184L183 171V173L184 174H182V176H180L179 177V179H178V177H177V179L178 180H180V178L182 179H186V180H188L189 181V177H191L192 176V171H194L195 173L193 174L194 176H196V178L194 179V180H196L197 179V177L199 178V175H200V173L198 174V170H196L195 171V169L194 168H190L191 170H190V172L191 173H189L188 174V171H189V169H187L188 171H186V165H185V163H186V161H187V159H183V158H188V160H190V159H192V161H193V159H194V162H199V159H202V158H204ZM21 155V156H20ZM25 155V156H24ZM31 155V156H32ZM89 157H88V156ZM185 157H184V156ZM210 155V156H209ZM1 156H3V157H1ZM9 156H10V158H9ZM17 156V157H16ZM19 156V157H18ZM25 158H24V157ZM26 156L28 157V158H26ZM44 156H45V154H44ZM198 156V157H197ZM203 156V157H202ZM235 156H236V153H235ZM8 157V158H7ZM33 157V156H32ZM62 157H64V159L62 158ZM66 157H69V158H66ZM74 157V159H72ZM92 157H93V160H92ZM172 157H175V158H172ZM49 158H51V159H49ZM83 158V161H81L80 159H82ZM208 158V159H209ZM8 159H10V161L8 160ZM22 159V160H21ZM46 159H48V160H46ZM62 159V160H61ZM72 159V160H71ZM78 159H79V162H78ZM89 159H91L92 160V162H91V160H89ZM173 159H175L176 161H174ZM195 159H196V161H195ZM205 160L207 159V157L206 158H204ZM203 159V160H204ZM17 160V161H16ZM21 160V163L22 164H24V163H26V162H24L23 163V160L24 161H27V163L26 164H24V165H22V164H20V162L19 161ZM29 160V159H28ZM71 160V161H70ZM232 161L234 160V159H231ZM231 160H229L228 162L230 163V161ZM10 163H9V162ZM44 161V160H43ZM49 161V162H48ZM51 161V162H50ZM63 161H65V162H63ZM85 161V162H84ZM202 161V160H201ZM200 161V162H201ZM219 161V160H218ZM220 161H221V159H220ZM4 162V163H3ZM8 162V163H7ZM19 163V165H18V163ZM48 162V163H47ZM55 164H54V163ZM75 162H76V164H75ZM89 162H90V164L92 163V165H90L89 164ZM171 162V163H170ZM197 162V163H198ZM227 162V163H228ZM5 163H7L6 165H5ZM28 163H30V164H28ZM173 163V164H172ZM178 163V164H177ZM233 163V162H232ZM48 164V165H47ZM51 164V165H50ZM65 164V165H64ZM72 164V165H71ZM77 164H79L78 166H77ZM169 164V165H168ZM170 164H172V166L170 165ZM4 165V166H3ZM30 165V166H29ZM57 167H56V166ZM64 165V166H63ZM179 165V166H178ZM197 165H201V164H197ZM33 166H35V167H33ZM66 166V167H65ZM84 166H87V167H84ZM92 166V167H91ZM167 166V167H166ZM203 166H205V165H203ZM203 166H200L201 168H203ZM28 167V168H27ZM31 167H33V169L30 168ZM64 167V168H63ZM68 167V168H67ZM79 167H81V168H79ZM167 168V170H166V168ZM184 167V168H183ZM66 168H67V170H66ZM174 168V169H173ZM204 168H206V167H204ZM217 168V169H216ZM233 169V172H232V170L231 169ZM43 169H45L44 167H43ZM62 169V170H61ZM179 169V170H178ZM215 169H216V171H215ZM222 170V169H224V171H222L221 172V174L222 175H224V174H229L230 172H232V173H230V174H233V175H231L230 177H226L225 179H222V176H221V174H219V173H217L218 172V170ZM71 170V171H70ZM76 170H77V172H76ZM170 170H173L172 172L170 171ZM220 170V171H221ZM66 171H68V172H66ZM73 171H74V173H73ZM181 171V172H180ZM213 171V172H212ZM226 171V172H225ZM37 173H39L40 175H41V173L37 170L36 171ZM168 172V173H167ZM173 172H174V174H173ZM214 172H215V174H214ZM52 173H54V172H52ZM48 175V173H45V175ZM51 174V173H50ZM55 174V173H54ZM65 174V177H63L62 175V177L65 179V178H67V175ZM78 174V175H77ZM166 174V175H165ZM177 174V175H176ZM191 174V175H190ZM229 174V175H230ZM40 175H38V174H36V176H39L40 177ZM55 175H57V174H55ZM176 175V176H175ZM212 175V178H210V176ZM216 175H218V176H216ZM221 177H220V176ZM229 175H227V176H229ZM43 176H44V174H43ZM51 176V175H50ZM194 176H192V180H193V177ZM61 177V179H63ZM213 177H215V179H213ZM217 177V178H216ZM218 177H220L219 179L221 180V181H219V179H218ZM164 178H166V180H164ZM223 178H224V176H223ZM44 179V178H43ZM60 179V180H61ZM162 179V180H161ZM182 179V180H183ZM205 179H206V177H205ZM214 181H213V180ZM217 179H218V181H217ZM248 179V178H247ZM56 180V179H55ZM55 180H53V181H55ZM164 180V181H163ZM182 180H180V181H182ZM191 180V181H192ZM200 179H198V181H199ZM249 180V179H248ZM247 180V181H248ZM58 182H59V180H57ZM64 181V180H63ZM66 181V182H65ZM65 181L62 183V180H61V182L60 183H57L56 184V190L57 191H55V193H56V195L58 196V193L60 192L61 194H62V190H64V189H66V190H64L65 192L67 191V189H68V186L67 185H65L64 183H66V184H68V180H66L65 179ZM160 181V182H159ZM169 181V182H168ZM171 181H173V182H171ZM177 181V180H176ZM175 181V182H176ZM184 181V180H183ZM187 181V182H188ZM223 181V182H222ZM232 181H234L233 180V178H232ZM252 181H253V179H252ZM56 182V181H55ZM165 182V183H164ZM167 182V183H166ZM185 182V181H184ZM203 182H205L204 184H202ZM216 182V183H215ZM51 183V182H50ZM62 183V185H61V187L62 186H67V188H65V187H59L60 185H58V184H61ZM163 183V184H162ZM211 183V184H210ZM213 183V184H212ZM220 183V184H219ZM227 183V184H226ZM239 184V188H243L242 190H240L239 188V190L240 191H237L236 192V188L238 187H234V184H235V186L236 185H238ZM253 184H254V182H252ZM45 184V183H44ZM47 184V183H46ZM49 184V183H48ZM53 184V183H52ZM70 184H68V185H70ZM161 186H160V185ZM164 184H166V185H164ZM206 184V185H205ZM207 184H209V185H207ZM216 184H218V186L216 185ZM229 184V185H228ZM256 184H258V182L256 183ZM50 185V188L47 186V185H43V188L42 189H44V190H46L47 191V189H45V188H48V189H51V187L53 186V185H55V184H53L52 186H51V184H49ZM162 185H164L165 187L167 186V188H165V189H169V191L168 190H165L164 189V186L162 187ZM170 185V186H169ZM197 187L198 186V188H196L195 186ZM213 185H216V186H213ZM226 185V186H225ZM233 185V186H232ZM259 185V184H258ZM157 186V187H156ZM206 186H209V188H207ZM211 186V187H210ZM225 186V187H224ZM240 186H242V187H240ZM257 186V185H256ZM255 186V187H256ZM260 186V185H259ZM258 186V187H259ZM162 187V188H161ZM173 187H175V189L173 188ZM203 189H202V188ZM214 187V188H213ZM224 187V188H223ZM232 187L234 188L233 190H235L234 192L232 191ZM250 187H252V186H250ZM255 187H252L253 189H254V193L252 194V190H251V193H250V196H249V198L250 197H254V194H259V192H260V190H261V187L259 188L260 190H258V189H256ZM52 188H55V187H52ZM59 188H61L62 190L60 191V189ZM64 188V189H63ZM160 188V189H159ZM226 188V189H225ZM199 189H201L200 191H198ZM207 189V190H206ZM223 191H222V190ZM43 190V191H44ZM72 190V191H73ZM176 190V191H175ZM183 190V191H182ZM203 190V191H202ZM230 190V191H229ZM245 190V193H244V195L243 196H241L243 193H242V191H244ZM59 191V192H58ZM72 191H70L69 192V194H71L72 193ZM75 191H73V193L75 192ZM178 191H179V193H178ZM195 191H197V193H195ZM225 191V193H226V195H227V197H229V198H227L226 197V195H225V193H223ZM48 192L49 193H46V192H44V194H51L50 193V190H48ZM51 192H52V190H51ZM161 192H163V194L160 193ZM165 192V193H164ZM173 192V193H172ZM177 192V193H176ZM230 192H232V193H230ZM239 192L240 193H242L241 195H238L239 194ZM76 193V192H75ZM76 193V194H77ZM205 193V194H204ZM235 193V194H234ZM43 194V195H44ZM66 194L67 195H69L67 192H66ZM159 194H160V196H159ZM169 194H170V196H169ZM198 194V195H197ZM228 194H230V195H228ZM232 194H233V196H232ZM52 195H53V198L56 196L54 193H52L51 194V197H52ZM55 195V196H54ZM63 195V194H62ZM168 195V196H167ZM220 195V196H219ZM237 195V196H236ZM57 196L55 197V199H50L53 203H56V202H54L55 200L57 201L58 199H60V197H62L61 195H59V197H58V199H57ZM66 196V195H65ZM64 196V197H65ZM224 196H225V198H224ZM236 196V197H235ZM256 196V195H255ZM43 197H46L45 195L43 196ZM50 197V196H49ZM50 197V198H51ZM196 197V198H195ZM201 197V198H200ZM203 197V198H202ZM219 197H220V199H223V200H220L219 199ZM222 197V198H221ZM231 197V198H230ZM233 197H235L234 198V200L232 199ZM240 197H243V198H239ZM47 198H48V196H47ZM195 198V199H194ZM248 198V199H249ZM44 200H46L45 198H43ZM225 199V200H224ZM43 200V201H44ZM159 200H160V203H161V206H160V203H159ZM181 200H183V201H181ZM195 200V201H194ZM229 200H231L230 202H228ZM49 201V200H48ZM188 201V202H187ZM194 203H193V202ZM227 201V202H226ZM50 202V201H49ZM48 202V203H49ZM163 202H164V204H163ZM195 202H197L198 203V205H197V203H195ZM221 202H223L224 204L225 203H227V204H223V203H221ZM45 203H46V201H45ZM52 203V204H53ZM182 204V205H180V204ZM188 203H191V204H188ZM238 203V202H237ZM236 203V204H237ZM195 204V205H194ZM221 204H223L224 205V207H223V210H222V208H221V206H223V205H221ZM235 204V203H234ZM221 205V206H220ZM184 206V207H183ZM191 206H193L192 208H191ZM199 206V207H198ZM160 207V208H159ZM187 207V208H186ZM188 207L190 208V209H188ZM228 207V208H227ZM164 208H167V209H165L164 210ZM197 208V209H196ZM220 208V209H219ZM218 209V212L216 211ZM150 210H152V211H150ZM154 210V211H153ZM161 210H160V212L158 211V213H161ZM183 211V212H181V211ZM156 211V212H155ZM163 211H162V213H163ZM180 211V212H179ZM190 211V212H189ZM150 212V213H149ZM187 212H188V214H187ZM192 212V213H191ZM148 213L150 214V215H148ZM197 213V214H196ZM220 213V214H219ZM99 214V215H100ZM122 214V213H121ZM179 214V215H178ZM180 214H182L183 215V217H181L180 216ZM200 214V215H199ZM212 214H213V216H212ZM130 215V216H129ZM132 215V216H131ZM160 215H162V214H160ZM164 215V214H163ZM203 215V216H202ZM205 215V216H204ZM122 216V215H121ZM167 216V215H166ZM178 216H180V217H178ZM209 216V217H208ZM212 216V217H211ZM127 217V216H126ZM132 217H134V218H132ZM146 217V218H145ZM156 217V216H155ZM161 217V216H160ZM164 217V216H163ZM197 217V218H196ZM203 217H205V218H203ZM130 218H131V220H130ZM151 218H152V216H151ZM154 218V217H153ZM153 218H152V220H153ZM149 219V218H148ZM165 219V218H164ZM215 221H214V220ZM45 220V219H44ZM126 220V219H125ZM159 221H161L162 222V220L159 218L158 219ZM181 220V221H180ZM217 220V221H216ZM155 221H157V219L155 220ZM163 221H165V220H163ZM180 221V222H179ZM204 221V222H203ZM214 221V222H213ZM139 222V223H138ZM161 222H159V223H161ZM219 222V223H218ZM117 223V221H110V224L111 225H113V224H116ZM141 223V224H142ZM204 223V224H203ZM43 224H44V222H43ZM140 224V225H141ZM188 224V225H187ZM215 224V225H216ZM158 225V223L156 224V226ZM160 225V224H159ZM161 225V226H162ZM180 225V226H179ZM186 225V226H185ZM191 225V226H190ZM194 225V226H193ZM219 225H221V224H219ZM248 225H249V223H248ZM138 226V225H137ZM210 226V227H211ZM245 226H246V224H245ZM160 227V226H159ZM158 227V228H159ZM208 227V226H207ZM220 227L221 226H219L218 228L220 229ZM157 228V229H158ZM191 228V229H192ZM196 229H193V230H196ZM163 230V231H162ZM166 230H167V232H166ZM169 230V231H168ZM192 230V231H193ZM216 231H219L218 229H216ZM189 232V231H188ZM160 234V235H161ZM181 234V235H180ZM177 235V236H176ZM161 236H163V234L161 235ZM175 236V237H174ZM184 236V235H183Z\"/></svg>",
  "mask_w": 264,
  "mask_h": 264
}]
</instances>
